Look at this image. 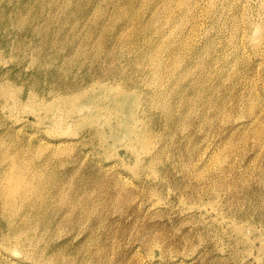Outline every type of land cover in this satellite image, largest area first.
<instances>
[{"label": "rangeland", "instance_id": "1", "mask_svg": "<svg viewBox=\"0 0 264 264\" xmlns=\"http://www.w3.org/2000/svg\"><path fill=\"white\" fill-rule=\"evenodd\" d=\"M20 1V2H19ZM27 0H11L15 6H24ZM72 1V0H71ZM77 1V2H76ZM86 3H84V2ZM92 1V0H91ZM103 1V3L101 2ZM100 0L99 12L93 15L89 9L90 0H73L70 2L67 22L57 20L50 25L38 19V30L24 37L8 40L9 44L0 45V81L11 79L17 94L18 101L13 116L7 104H15L13 99L4 97L0 91V130L5 135L6 142L10 141V132L16 130V136L21 140L36 142L39 138L47 137L48 123L37 124L33 113L27 109L29 92L40 94L41 98L48 100L52 97V90H57L61 84H88L97 75H106L118 62L121 64L120 76L138 75V63L141 62L140 54L150 52L154 43H164L166 46L172 42L184 61V68L175 66L170 70H162L163 80L168 87L175 84L178 90L170 96L172 116L163 111L146 106V96L133 94L131 99L140 106L138 111L149 108L158 117L146 115L145 121L136 125L149 135L150 152L146 149L137 150L140 161L135 163L132 153L127 152L124 142L109 145L102 141L98 134L92 132L94 122L91 119L75 120L71 128L62 137L75 143L77 148L64 155L61 160V169L72 177L68 185L77 189L83 195V204L76 206L65 205L55 209L56 205L46 206L38 210V225L32 231L35 235L40 250L46 248L47 255L41 253L34 260L27 257L21 245L14 246L17 250H4L6 256L13 260L8 262L0 253L1 264H264V7L263 0H218V13L209 9L207 0H196V11L187 14L176 8L169 12L166 0ZM140 1V2H139ZM160 1V2H159ZM162 1V2H161ZM205 1V2H204ZM222 1V2H221ZM228 1L232 6L225 7ZM19 2V3H18ZM74 2V4H73ZM77 4H76V3ZM83 4H81V3ZM124 2V4H122ZM146 2V3H145ZM164 2V3H163ZM200 2V3H199ZM224 2V3H223ZM247 2V3H246ZM256 4H255V3ZM127 3V4H126ZM141 5H140V4ZM152 3V5H151ZM155 3V4H154ZM157 3V4H156ZM159 3V4H158ZM253 3V4H252ZM27 4V3H26ZM76 4V5H75ZM122 4V5H121ZM165 6H164V5ZM81 5V6H80ZM148 5V6H147ZM163 5V6H162ZM255 5V6H254ZM76 6V7H75ZM91 6V5H90ZM104 6V7H103ZM110 6V7H109ZM114 6V7H113ZM126 6V7H125ZM150 6V7H149ZM157 6V8H156ZM162 6V7H161ZM74 7L76 9H74ZM80 8V10H78ZM84 7V8H83ZM87 7V10L85 9ZM101 7V8H100ZM138 7L140 9H138ZM147 7V8H144ZM153 7V8H152ZM160 7V9H159ZM245 7V8H244ZM248 7V9H247ZM251 7V8H250ZM111 8V9H110ZM113 8V9H112ZM254 8V9H253ZM72 9V10H71ZM83 9V11H82ZM128 11H127V10ZM137 9V10H135ZM152 12H151V10ZM203 9V10H202ZM147 10V11H146ZM80 13H79V12ZM88 11V12H87ZM111 13H110V12ZM137 11V12H136ZM139 11V14H138ZM173 11V14H172ZM208 11V12H207ZM242 11V12H241ZM83 12V13H81ZM87 12V13H86ZM101 12V13H100ZM103 12V13H102ZM137 14H136V13ZM160 12V13H159ZM174 12H176L174 14ZM223 12V13H222ZM228 12V13H227ZM246 12V13H245ZM77 13V15L75 14ZM89 13V14H88ZM109 15H108V14ZM166 13V14H165ZM196 15H195V14ZM202 13V14H201ZM217 13V14H216ZM238 13V14H237ZM73 14V15H71ZM76 16H75V15ZM132 16H131V15ZM172 14V18L169 16ZM192 14V15H190ZM215 16H214V15ZM228 14V15H227ZM72 18H71V16ZM80 15H83L80 17ZM87 15V16H86ZM136 15V17H135ZM138 15V16H137ZM167 15V16H166ZM175 15V16H174ZM185 15V16H183ZM194 15V16H193ZM203 15V16H202ZM223 15V16H222ZM110 16V17H109ZM202 16V17H200ZM238 19L235 21V17ZM238 16V17H237ZM243 16V17H242ZM250 16V17H249ZM86 19H85V18ZM109 17V18H108ZM132 17V19L130 18ZM160 17V18H159ZM178 17V19H177ZM187 17V18H185ZM220 17V19H217ZM253 17V18H252ZM59 18V17H58ZM72 20H71V19ZM75 18V19H74ZM134 18V19H133ZM167 18V19H166ZM175 18V19H174ZM183 20H182V19ZM190 18V19H189ZM234 18V19H233ZM86 22H83V20ZM117 21H116V20ZM138 19V20H137ZM158 19V20H157ZM166 19V21H165ZM180 19V20H179ZM259 19V20H258ZM81 20V21H80ZM106 20V21H105ZM134 22H133V21ZM138 22H137V21ZM157 20V21H156ZM175 20V21H174ZM182 20V21H181ZM200 20V21H199ZM220 20V21H219ZM224 20V21H223ZM230 20V21H229ZM40 23H39V22ZM172 21V22H171ZM190 21V22H189ZM223 21V22H222ZM256 22V25L255 24ZM71 22V24H70ZM91 22V23H90ZM165 22V23H164ZM170 24H169V23ZM188 22V23H185ZM249 22V23H248ZM80 23V25H79ZM104 23V25H103ZM126 23V24H125ZM131 23V24H130ZM155 23V24H154ZM164 23V24H163ZM193 23V24H192ZM222 23V24H221ZM90 24V25H89ZM166 26H163L165 25ZM174 24V25H173ZM179 24V25H178ZM214 24V25H213ZM236 24V26H235ZM238 24V25H237ZM242 24V26H241ZM43 26V29L41 27ZM54 25V26H53ZM58 25H60L58 27ZM70 25V26H69ZM145 25V26H144ZM157 25V26H156ZM168 25V26H167ZM177 25V28H176ZM184 32H183V27ZM189 25V26H188ZM226 25V26H225ZM262 25L261 27H258ZM77 26V27H75ZM82 26V27H81ZM88 26V30H87ZM180 26V27H179ZM183 26V27H182ZM190 26L193 28L190 30ZM213 26V27H212ZM80 27V28H79ZM123 27V28H122ZM125 27V31L123 30ZM161 27V28H160ZM166 27V28H165ZM170 27V28H169ZM187 27V28H186ZM217 27V28H216ZM234 27V28H233ZM237 27V28H235ZM240 27V28H239ZM257 27V30L255 28ZM49 28V30H47ZM86 28V29H85ZM127 28V29H126ZM172 28V29H171ZM180 28V29H179ZM209 28V29H208ZM239 28V29H238ZM256 31H254V29ZM54 29L57 33H55ZM60 29V30H59ZM63 29V30H62ZM67 29V30H66ZM69 29V30H68ZM75 29V30H74ZM78 29V31H76ZM205 29V30H203ZM41 30V31H39ZM43 30V31H42ZM100 30V31H99ZM204 32H203V31ZM216 30V31H215ZM224 30V31H223ZM76 31V32H75ZM99 31V33H98ZM150 31V33H149ZM165 31V32H164ZM190 31V32H189ZM253 31V32H252ZM42 34H41V33ZM65 32V33H64ZM67 32V33H66ZM69 32V33H68ZM72 32V33H71ZM82 32V33H81ZM166 33V34H163ZM170 34H169V33ZM174 32V34H173ZM200 32V33H199ZM217 32V33H216ZM239 34H237V33ZM257 32V33H254ZM260 32V34L258 33ZM47 33V34H46ZM75 33V34H74ZM104 33V34H103ZM122 33V34H121ZM180 33V34H179ZM189 33V34H188ZM204 33V34H203ZM211 33V34H210ZM214 33V34H213ZM216 33V34H215ZM231 33V34H229ZM236 33V34H235ZM244 33V34H243ZM253 33V35H252ZM39 34V35H38ZM41 34V35H40ZM53 34V36H52ZM69 34V35H68ZM142 34V35H141ZM213 34V35H212ZM256 34V35H255ZM55 35V36H54ZM82 35V36H81ZM164 35V36H162ZM167 35V36H166ZM175 38H174V36ZM182 35V36H181ZM184 35V36H183ZM204 35V36H203ZM209 35V36H208ZM231 35V37H229ZM234 35V36H233ZM244 35V38H243ZM260 35V36H259ZM44 36V37H43ZM46 36V37H45ZM52 36V37H51ZM61 36V39H60ZM81 36V37H80ZM85 36V37H84ZM96 36V37H95ZM143 36V37H142ZM156 36V37H155ZM162 36V37H161ZM181 36V37H180ZM189 36V37H188ZM201 36V37H200ZM203 36V38H202ZM206 36V37H205ZM219 36V37H218ZM237 36V37H236ZM255 36V37H254ZM41 37V38H40ZM43 37V39H42ZM83 37V39H81ZM161 37V39H160ZM167 39H166V38ZM170 37V39H168ZM174 39H173V38ZM183 37V38H182ZM188 37V38H187ZM195 37V38H193ZM226 37V38H224ZM233 37V38H232ZM236 37V38H235ZM247 37V38H246ZM253 37V38H252ZM80 38V39H79ZM163 38V40H162ZM165 38V40H164ZM182 38V39H181ZM198 38V40H197ZM223 38V39H222ZM255 38V39H254ZM256 38L258 39L256 41ZM22 39V40H21ZM47 39V40H46ZM58 39L59 41H56ZM69 39V40H68ZM134 39V40H133ZM176 39V40H175ZM191 39V40H189ZM196 39V40H195ZM202 39V40H199ZM213 39V41H212ZM227 39V40H226ZM232 39V42H231ZM238 39V40H237ZM253 39V40H252ZM18 40V41H17ZM29 40V42H28ZM40 40V41H39ZM44 43H43V41ZM50 40V41H49ZM81 40V41H80ZM162 40V41H161ZM168 40V42H167ZM172 40V41H171ZM181 40L183 42H181ZM185 40V41H184ZM187 40V41H186ZM193 40V41H192ZM205 40V41H204ZM207 40V41H206ZM225 40V41H224ZM238 41L235 42V41ZM246 40V41H243ZM46 41V42H45ZM91 41V43H90ZM93 41V43H92ZM157 41V42H156ZM166 41V42H164ZM175 43H174V42ZM198 42L196 44V42ZM201 41V43H200ZM230 41V44H229ZM242 41V42H241ZM57 42V43H56ZM66 42V44H65ZM80 42V43H79ZM106 42V43H105ZM140 42V43H139ZM181 42V43H180ZM185 42V43H184ZM252 42V44H251ZM256 42V43H255ZM17 45H14V44ZM21 43V44H20ZM27 43V44H25ZM38 43V45H37ZM41 43V45H39ZM69 43V44H68ZM79 43V44H78ZM88 43V44H86ZM105 43V44H104ZM183 43V44H182ZM188 43V44H187ZM189 43H191L189 45ZM244 43V44H242ZM50 44V45H49ZM58 46H57V45ZM60 44V45H59ZM73 44V46H72ZM109 44V46H108ZM143 44V45H142ZM166 44V45H165ZM181 44V45H180ZM209 44V45H208ZM219 44V45H218ZM224 44V45H223ZM235 47H234V45ZM237 44V45H236ZM242 44V45H241ZM21 45V46H20ZM24 45V46H23ZM30 45V46H29ZM68 45V46H67ZM102 45V46H101ZM107 45V46H106ZM125 45V46H124ZM188 45V46H187ZM213 45V46H212ZM218 45V46H217ZM227 45V46H225ZM231 45V46H229ZM36 46V47H35ZM39 46V47H38ZM42 46V47H41ZM50 46V47H49ZM78 46V47H77ZM163 46V45H162ZM213 48H212V47ZM238 46V47H237ZM20 47V48H19ZM54 47V48H53ZM72 47V48H71ZM76 47V48H75ZM121 47V48H120ZM196 47V48H195ZM227 47V48H226ZM233 50L231 52V48ZM244 47V49H243ZM14 48L13 51H11ZM17 48V49H16ZM28 48V50H27ZM32 48V50H31ZM42 48V49H41ZM66 48V49H65ZM69 48V49H68ZM116 48V50H115ZM123 48V51H122ZM195 48V49H194ZM204 48V49H202ZM211 48V49H210ZM216 48V49H215ZM23 49V51H21ZM51 51H50V50ZM53 49V50H52ZM77 49V50H76ZM135 52H134V50ZM180 49V51H179ZM194 49V50H192ZM198 49L199 51H196ZM214 49V50H213ZM222 49L224 51H222ZM246 49V50H245ZM26 50V51H25ZM46 50V51H45ZM67 50V51H66ZM149 50V51H148ZM183 50V51H182ZM209 50V51H208ZM230 52H227L229 51ZM243 50V52H242ZM248 50V51H247ZM17 51V52H16ZM60 51V53H59ZM76 51V52H75ZM132 51V52H131ZM208 53H207V52ZM214 51V54H213ZM246 51V52H245ZM250 51V52H249ZM257 51V52H256ZM261 51V53H260ZM26 52V53H25ZM28 52V53H27ZM45 52V53H44ZM51 52V53H50ZM55 52V53H54ZM64 52V53H63ZM83 52H85L83 54ZM115 52V53H114ZM119 52V53H118ZM237 52V53H236ZM249 52V53H248ZM252 52V53H251ZM255 52V53H254ZM13 53V54H11ZM36 53V54H35ZM49 55H48V54ZM91 53L93 55H91ZM103 53V54H102ZM132 53V54H131ZM196 55H195V54ZM211 55H210V54ZM217 53V54H216ZM235 53V54H234ZM243 53V54H242ZM24 54V56L22 55ZM26 54V56H25ZM28 54V55H27ZM31 54V55H30ZM40 54L42 56H40ZM129 54V55H128ZM165 60H175L170 52L164 51ZM184 54V55H183ZM227 54V57H226ZM231 54V55H229ZM259 54V55H258ZM14 55V56H13ZM36 57H34V56ZM47 55V56H46ZM57 55V56H56ZM60 55V56H59ZM65 55V56H64ZM90 55V56H89ZM131 55V56H130ZM133 55V56H132ZM170 57H169V56ZM189 55V56H188ZM201 55V56H198ZM223 55V56H222ZM235 55V56H234ZM237 55V56H236ZM4 56V57H3ZM22 56V57H21ZM31 56V57H30ZM50 56V57H49ZM92 56V57H91ZM101 56V57H100ZM111 56V57H110ZM120 56V57H119ZM123 56V57H122ZM167 56L169 58H167ZM196 56V57H195ZM212 56V57H211ZM245 56V57H244ZM251 56V58H250ZM263 56V57H262ZM41 60H40V58ZM45 59H44V58ZM48 57V58H47ZM80 57V58H79ZM90 57V58H89ZM103 57V58H102ZM195 57V58H194ZM208 59H206V58ZM232 57V58H231ZM234 57V58H233ZM238 57V58H236ZM244 57V58H243ZM247 57V60H246ZM257 57V58H256ZM30 58V59H29ZM35 58V60H34ZM54 58V59H53ZM60 58V59H59ZM63 58V59H62ZM101 59V61H99ZM108 58V59H107ZM121 60H120V59ZM140 58V59H139ZM167 58V59H166ZM231 58V60H230ZM255 58V59H254ZM260 58H262L260 60ZM62 59V60H61ZM73 59V60H72ZM78 59V60H77ZM90 59V60H89ZM99 59V60H98ZM119 59V60H118ZM171 59V60H170ZM190 59V60H189ZM195 59V60H194ZM214 59V61H213ZM219 59V60H218ZM250 59V60H249ZM11 60V61H10ZM34 60V61H33ZM60 60V61H59ZM76 60V61H75ZM80 60V61H79ZM108 60V61H107ZM204 60V61H203ZM211 60V61H209ZM226 60V61H225ZM235 60V61H234ZM237 60V62H236ZM240 60V62H238ZM244 60V61H243ZM13 61V62H12ZM30 61V62H29ZM36 61V62H35ZM37 61H42L39 63ZM48 61V62H46ZM58 61V63H56ZM82 61V62H81ZM88 63H87V62ZM95 61V62H94ZM122 61V62H120ZM213 61V62H212ZM248 61V62H247ZM35 62V63H34ZM104 62V63H103ZM138 62V63H137ZM186 62V63H185ZM205 62V64H204ZM210 62V63H209ZM220 62V65H219ZM229 62V63H228ZM235 62V63H234ZM74 63V65H73ZM100 65H99V64ZM192 63V66H191ZM209 63V64H208ZM226 63L227 65H225ZM232 63H234L232 65ZM245 63V64H244ZM259 63V64H258ZM36 64V65H35ZM47 64V65H46ZM51 64V65H50ZM59 67H57L58 65ZM85 64V65H84ZM92 64H94L92 66ZM190 64V65H189ZM206 64L208 66H206ZM211 64V65H210ZM214 64V65H213ZM224 64V65H222ZM33 65V66H32ZM42 65L41 67H39ZM55 65V66H54ZM57 65V66H56ZM103 67H102V66ZM216 65V67H215ZM230 65V66H229ZM238 67H237V66ZM244 67H243V66ZM246 65V66H245ZM255 65V66H254ZM37 66V67H36ZM65 66V67H64ZM68 66V67H67ZM78 66V67H77ZM82 66V67H81ZM96 66V67H95ZM210 66V67H209ZM229 66V67H228ZM250 66V68L248 67ZM57 69H56V68ZM62 67V68H61ZM74 67V68H73ZM99 69H98V68ZM189 67V68H188ZM190 67H192L190 69ZM222 67V68H221ZM224 67V68H223ZM228 67V68H227ZM236 67V68H235ZM242 67V68H241ZM259 67V68H258ZM7 68V69H6ZM33 68V69H32ZM80 68V69H79ZM87 68V69H86ZM96 68L98 70H96ZM194 68V69H193ZM212 70H209V69ZM230 68V69H229ZM249 70H248V69ZM258 68V69H257ZM46 69V71H45ZM189 69V71H188ZM193 69V70H192ZM198 71H197V70ZM202 69V70H201ZM214 69V70H213ZM217 69V70H216ZM221 69V70H220ZM224 69L226 70L223 71ZM256 69V70H255ZM20 70V72H18ZM51 70V71H50ZM58 70V73H57ZM62 70V71H61ZM93 70V71H92ZM183 70V71H182ZM206 70V71H205ZM236 70V71H235ZM255 70V72H254ZM68 71V72H67ZM71 71V72H69ZM88 71V72H87ZM92 71V72H91ZM173 71V72H172ZM180 71V72H178ZM186 71V72H185ZM195 71V73H194ZM206 73V74H204ZM208 71H211L210 73ZM213 71V72H212ZM239 71V72H238ZM244 71V72H243ZM8 72V73H5ZM18 72V73H17ZM51 74L49 75V73ZM67 72V73H66ZM77 72V74H76ZM90 72V73H89ZM170 72V73H169ZM183 72V73H181ZM185 72V73H184ZM219 72V73H218ZM221 72V73H220ZM224 72V73H223ZM232 72V74H231ZM237 74H236V73ZM15 73L17 75H15ZM56 73V74H55ZM62 73V74H61ZM80 73V74H79ZM94 73H96L94 75ZM101 73V74H99ZM167 73V74H166ZM180 73V77H179ZM208 73V74H207ZM228 73V75H227ZM243 73V74H242ZM248 75H247V74ZM254 73V75H252ZM258 73V74H257ZM7 74V75H4ZM9 74V75H8ZM25 74V75H24ZM70 74V75H69ZM76 74V75H75ZM90 74V75H89ZM175 76H172V75ZM185 74V75H184ZM194 74V75H193ZM216 74V75H214ZM220 74V75H219ZM222 74V75H221ZM223 74L225 76H223ZM230 74V75H229ZM241 74V75H240ZM30 75V76H29ZM54 75V76H53ZM65 75V76H64ZM67 75V76H66ZM73 75V76H72ZM89 75V76H88ZM166 75V76H164ZM170 75V76H169ZM204 75H206L204 77ZM213 75V77H212ZM237 75V76H236ZM239 75V76H238ZM251 75V76H250ZM34 76V77H33ZM52 76V77H51ZM57 76V77H56ZM92 76V77H90ZM176 76L178 82L176 81ZM196 76V77H195ZM209 76V77H207ZM221 78L218 93L207 89L216 77ZM236 78H235V77ZM241 76V77H240ZM246 76V77H245ZM250 76V77H249ZM3 77V78H1ZM18 77V78H17ZM21 77V78H20ZM28 77V79H27ZM36 77V80H35ZM44 77V78H43ZM63 77V78H62ZM68 77V78H66ZM72 77V78H70ZM77 77V79H76ZM168 77V78H167ZM176 79H175V78ZM195 77V78H194ZM212 77V78H210ZM228 77V78H227ZM250 79H249V78ZM252 77V78H251ZM26 78V79H25ZM66 78V79H65ZM166 78V79H165ZM199 78V79H198ZM208 80H207V79ZM214 78V79H213ZM231 78V79H230ZM32 79V80H31ZM62 79V80H60ZM174 79V80H173ZM194 79V80H193ZM206 81H205V80ZM213 79V80H212ZM230 79V80H229ZM243 79V81H242ZM255 79V80H254ZM23 80V82H22ZM28 80V81H27ZM34 80V81H33ZM38 80V81H37ZM45 80V81H44ZM50 80V82H49ZM56 80V81H55ZM85 80V82H84ZM88 80V81H87ZM173 80V82H172ZM184 80V81H183ZM193 80V81H192ZM225 80V81H224ZM235 80V81H234ZM263 80V81H262ZM25 81V82H24ZM64 81V82H63ZM66 81V82H65ZM70 81V82H69ZM72 81V82H71ZM169 81V82H168ZM184 84H182L181 82ZM192 81V82H191ZM201 81V82H200ZM203 81H205L203 83ZM209 81V82H208ZM210 81L212 83H210ZM227 81V82H226ZM242 81V82H240ZM37 82V83H35ZM45 82V83H43ZM54 82V83H53ZM62 82V83H61ZM80 82V83H79ZM175 82V83H174ZM187 82V83H186ZM225 82V83H224ZM240 82V83H239ZM248 82V83H247ZM256 82V83H255ZM33 83V84H32ZM49 83V86H48ZM53 83V86H52ZM172 83V84H171ZM177 83V84H176ZM201 83L202 85H200ZM236 83V87L235 84ZM27 84V85H26ZM44 84V85H43ZM60 84V85H59ZM181 84V86H180ZM186 84H188L186 86ZM204 84V85H203ZM227 85V87L225 85ZM230 84V85H229ZM238 84V85H237ZM249 84L252 86H249ZM33 85V86H32ZM35 85V87H34ZM39 85V86H38ZM174 85V86H175ZM183 85V87H182ZM199 85V88H198ZM208 85V86H207ZM223 85V86H222ZM234 85V86H232ZM242 85V86H241ZM38 86V87H36ZM173 86V87H174ZM201 86V88H200ZM204 86V87H203ZM231 86V87H230ZM255 86V87H254ZM18 87V88H17ZM43 87V88H42ZM181 89H180V88ZM207 87V88H206ZM222 87V88H221ZM251 87V89H250ZM254 87V88H253ZM263 87V88H262ZM53 88V89H52ZM196 88V90H194ZM230 90H229V89ZM235 88V89H234ZM248 88V90L246 89ZM44 89V90H43ZM61 89V88H60ZM193 89V91H192ZM200 89V90H198ZM253 89V90H252ZM52 93H51V91ZM184 92H183V91ZM189 90V91H188ZM191 90V92H190ZM211 91V93L209 91ZM228 90V91H225ZM239 90V91H237ZM245 90L247 92H245ZM250 90V93H249ZM180 91L182 93H180ZM196 91V92H195ZM208 91V93H207ZM244 91V92H243ZM254 91L257 93H254ZM49 92V93H48ZM206 92V94H205ZM238 92V93H237ZM240 92V93H239ZM253 92L254 95L251 96ZM179 93L181 95H179ZM191 93V94H190ZM194 95H193V94ZM215 93V95H214ZM220 93V94H219ZM224 93V94H223ZM233 93V94H229ZM263 93V94H262ZM42 94V95H41ZM184 94V95H183ZM205 94V95H204ZM208 94V95H207ZM246 94V95H245ZM250 96L248 97L247 95ZM262 94V95H261ZM2 95V96H1ZM51 95V96H50ZM144 95V96H143ZM194 97H193V96ZM203 95V96H202ZM231 95V96H230ZM233 95V96H232ZM237 95V96H236ZM239 95V96H238ZM244 95V96H243ZM44 96V97H43ZM181 96V97H180ZM189 96V97H188ZM196 96V97H195ZM219 96V98H218ZM243 96V97H242ZM247 96V97H246ZM141 99H138V98ZM145 97V98H144ZM177 97V98H176ZM183 97V98H182ZM215 97L216 100L213 98ZM224 97V98H222ZM232 97V98H231ZM234 97V98H233ZM256 99L259 107L251 117L247 110L250 109V100ZM254 97V98H253ZM26 98V100H25ZM197 100H195V99ZM243 98V99H242ZM247 98V99H246ZM21 99V100H20ZM178 99V100H177ZM190 99V100H189ZM219 99V100H218ZM223 99V100H222ZM244 101V103L241 101ZM260 99V101L258 100ZM44 100V99H42ZM169 100V99H168ZM195 100V102H194ZM201 100V101H200ZM208 102L204 109V102ZM25 101V102H24ZM181 103H180V102ZM240 102L239 103H237ZM248 101V102H247ZM179 102V103H178ZM200 102V103H198ZM203 102V103H202ZM223 102H225L223 104ZM228 102V103H227ZM230 102V104H229ZM245 102L247 104H245ZM21 103V105H20ZM178 106H177V104ZM193 103V104H192ZM227 103V104H226ZM263 103V104H262ZM180 104V105H179ZM191 104V105H190ZM197 104V106H196ZM216 104V105H215ZM232 104V105H231ZM260 104V105H259ZM262 104V105H261ZM24 105V106H23ZM200 105V106H199ZM217 105L219 108L217 109ZM222 105V106H221ZM223 105L225 107H223ZM244 105V106H243ZM14 106V105H13ZM196 106V107H195ZM233 106V109L230 108ZM261 106V107H260ZM15 107V106H14ZM19 109H18V108ZM22 107V108H21ZM190 107V108H188ZM199 107V108H197ZM210 107V108H208ZM214 107L216 109H214ZM229 107V108H228ZM238 107V109H237ZM242 107V108H241ZM244 115L241 114L244 109ZM247 107V108H246ZM25 108V109H24ZM180 108V109H179ZM186 108L187 112H186ZM197 108V109H196ZM227 108V110H226ZM182 109V110H181ZM203 109V110H202ZM220 109V110H219ZM181 112H180V111ZM210 110V112H209ZM217 110V111H216ZM219 110V111H218ZM237 110V111H236ZM183 111V112H182ZM191 111V112H190ZM202 111V112H201ZM258 111V112H257ZM198 112V114H197ZM207 112V113H206ZM212 112V113H211ZM219 112V114H218ZM224 112V113H223ZM233 112V114H232ZM19 113V114H18ZM32 113V114H31ZM180 113V114H179ZM184 113V114H183ZM203 113V114H200ZM216 113V116H215ZM227 113V114H226ZM232 116H231V114ZM261 113V115H259ZM230 114V115H229ZM239 114V115H238ZM247 114V115H246ZM6 115V116H5ZM8 115V116H7ZM200 115V116H199ZM209 115V116H207ZM227 115V116H225ZM235 115V116H234ZM249 115V117H247ZM5 116V117H4ZM29 116V117H28ZM182 116V117H181ZM192 116V118H191ZM195 116V117H194ZM198 116V117H196ZM214 116L216 118H214ZM256 116V117H255ZM259 116L260 119L257 117ZM7 117V118H6ZM173 117V118H172ZM202 117V118H201ZM204 117V118H203ZM235 117V118H234ZM244 117V118H243ZM251 119L249 120V118ZM255 117V118H254ZM263 117V118H262ZM5 118V119H4ZM22 118V119H21ZM164 118V119H163ZM180 118V121H179ZM195 118V119H194ZM201 118V119H198ZM224 119V123L223 120ZM230 118V119H229ZM233 118V119H232ZM247 118V119H246ZM257 118V119H256ZM263 120H262V119ZM31 119V120H30ZM149 119V120H148ZM151 119V120H150ZM171 119V120H170ZM191 119V120H190ZM193 119V120H192ZM232 119V120H231ZM255 119V120H253ZM12 123H10L9 121ZM20 120V121H19ZM155 120V121H154ZM161 122H160V121ZM188 120V121H187ZM199 120V121H198ZM204 120V121H203ZM232 122H231V121ZM236 120V121H235ZM239 120V121H238ZM249 120V121H248ZM257 120V121H256ZM6 125H5V122ZM187 121V122H186ZM193 121V122H192ZM220 121V122H219ZM236 123H235V122ZM238 121V122H237ZM247 121V122H246ZM254 123H253V122ZM263 121V122H261ZM75 122V123H74ZM147 122V123H146ZM150 122V124L148 123ZM156 122V123H155ZM160 122V123H159ZM178 122V125H177ZM184 122V123H183ZM199 122V123H198ZM203 122V123H202ZM226 122V123H225ZM231 122V124L229 123ZM234 122V123H233ZM263 124L261 126V124ZM8 123V126H7ZM141 123V124H140ZM155 123V124H154ZM158 123V125H157ZM192 123V124H191ZM215 123V124H214ZM242 123V124H240ZM245 123V124H244ZM249 123V124H247ZM254 125H253V124ZM12 124V126H10ZM20 124V125H19ZM24 126V128L21 126ZM27 124V125H26ZM164 124V125H163ZM185 127H184V125ZM201 124V125H200ZM207 124V125H206ZM213 124V125H212ZM221 124V125H220ZM232 124L234 126H232ZM260 126H258V125ZM3 125V126H2ZM162 125V127H161ZM200 125V126H199ZM210 125V126H209ZM219 125V126H218ZM226 125V126H225ZM239 125V126H238ZM241 125V126H240ZM247 125V126H246ZM252 125V126H251ZM6 126V127H5ZM35 126V127H34ZM40 126V127H39ZM182 126V127H181ZM190 126V127H187ZM202 126V127H201ZM213 126V127H212ZM216 126V127H214ZM219 128H218V127ZM236 126V127H235ZM246 126V128H245ZM3 127V128H1ZM12 127V128H11ZM14 127V128H13ZM86 127V128H85ZM148 127V129H146ZM151 127V128H150ZM201 127V128H199ZM206 127V128H205ZM221 127V128H220ZM230 127V128H229ZM233 127V129H232ZM250 128V130L248 129ZM252 127V128H251ZM255 127V128H254ZM28 128V129H27ZM157 128V129H156ZM189 130H188V129ZM208 128V129H207ZM215 128V129H214ZM242 128L244 130H242ZM7 129V130H5ZM153 129V130H152ZM162 129V130H161ZM194 129V130H193ZM198 131H197V130ZM212 129H214L212 131ZM255 129V130H254ZM5 130V131H4ZM41 130V131H40ZM82 130V131H81ZM90 130V131H89ZM146 130V131H145ZM172 130V132H171ZM188 130V131H186ZM233 130V131H232ZM235 130V131H234ZM244 131V133L242 131ZM255 132H254V131ZM257 130V131H256ZM89 131V132H88ZM161 131V132H160ZM179 131V132H178ZM184 131V132H183ZM212 131V132H210ZM215 131V132H214ZM219 131V132H218ZM246 131V132H245ZM250 131V132H248ZM254 134H253V132ZM19 132V133H18ZM35 132V133H34ZM40 132V133H39ZM46 132V133H45ZM83 132V133H82ZM92 134H91V133ZM151 132V133H150ZM186 132V133H185ZM200 132V133H199ZM219 134H218V133ZM234 135H233V133ZM241 132V133H238ZM262 132L261 134H259ZM188 133V134H187ZM199 133V135H198ZM258 135H256V134ZM76 134V135H75ZM158 134V135H157ZM190 134V135H189ZM212 134V135H211ZM217 134V135H216ZM21 135V136H19ZM28 136V138L24 137ZM80 135V136H79ZM181 135V136H180ZM197 135V136H196ZM220 135V136H219ZM241 135V136H240ZM248 135V136H247ZM257 137H255V136ZM15 136V137H16ZM39 136V137H38ZM77 136L79 138H77ZM87 136V137H86ZM155 136V137H154ZM157 136V138H156ZM179 136V137H178ZM189 136V137H186ZM194 136V137H193ZM228 136V137H227ZM254 136V137H253ZM31 137V138H30ZM83 137V138H82ZM85 137V138H84ZM95 137V138H94ZM99 137V139H98ZM153 137V138H152ZM202 137V139L200 138ZM217 137V139H216ZM230 137V138H229ZM247 137L246 141L244 138ZM260 137V138H258ZM38 138V139H37ZM89 138V140H88ZM228 138V139H226ZM239 138V139H238ZM243 138V141H242ZM250 138V139H249ZM34 139V140H33ZM93 139V140H91ZM212 139V140H211ZM215 139V140H214ZM220 139V140H219ZM223 139V140H222ZM227 141H226V140ZM233 139V140H229ZM40 140V139H39ZM80 140V141H79ZM83 140V141H81ZM91 140V141H90ZM158 140V141H156ZM166 140V142H165ZM193 140V141H192ZM207 140V141H206ZM214 140V141H213ZM236 140V141H235ZM240 140V141H239ZM248 140V141H247ZM253 140V141H252ZM260 140V141H258ZM102 141V142H101ZM186 141V142H185ZM188 141V143H187ZM197 141V142H196ZM229 141V142H228ZM234 141L236 144H234ZM257 141V142H255ZM11 142V141H10ZM100 142V143H99ZM185 142V143H184ZM204 142V143H203ZM219 142V143H218ZM221 142V143H220ZM230 144H228V143ZM256 144H255V143ZM260 142V144H259ZM86 145H84V144ZM91 143V144H90ZM153 143V144H152ZM183 143V144H182ZM207 143V144H206ZM213 143V144H212ZM218 143V144H215ZM224 143V144H223ZM241 143V144H240ZM247 143V144H246ZM83 144V145H82ZM101 144V145H99ZM104 146H103V145ZM123 144V145H122ZM160 144V145H158ZM166 144V145H165ZM190 144V145H189ZM201 144V145H200ZM220 144L222 145L220 147ZM238 144V145H237ZM246 144V145H245ZM252 144V145H251ZM255 144V145H254ZM78 145V146H77ZM90 145V147H89ZM156 145V146H155ZM159 147H158V146ZM187 145V146H186ZM218 145V146H217ZM229 146L227 148V146ZM237 145V146H236ZM242 145V147H241ZM246 147H244V146ZM248 145V146H247ZM94 146V147H93ZM167 148H166V147ZM189 146V147H188ZM191 146V147H190ZM203 146V147H202ZM207 146V147H206ZM217 146V147H215ZM258 146V147H256ZM86 147V148H85ZM96 147V149H95ZM98 147V149H97ZM154 150H153V148ZM162 147V148H161ZM165 147V148H164ZM174 147V148H173ZM181 147V148H180ZM186 151H185V148ZM211 147V148H209ZM213 147V148H212ZM232 147V148H231ZM244 147V148H243ZM262 147V148H261ZM92 148V149H91ZM192 148V149H191ZM222 148V149H221ZM227 148V149H226ZM239 149L237 151L236 149ZM243 148V149H241ZM248 148L252 151L248 150ZM259 148V149H257ZM84 149V150H82ZM158 149V150H157ZM167 149V150H165ZM178 149V150H177ZM199 149V150H198ZM202 149V150H201ZM213 149V150H212ZM233 149V150H232ZM263 149V150H262ZM91 150V151H90ZM142 150V151H141ZM153 150V151H152ZM196 152H195V151ZM210 150V151H209ZM212 150V151H211ZM228 150V151H226ZM243 150V151H242ZM248 150V151H247ZM257 150V151H255ZM141 151V152H140ZM157 151V152H156ZM160 151V152H159ZM185 151V152H184ZM198 151V152H197ZM200 151V152H199ZM215 151V152H214ZM232 151V153H231ZM237 152L235 154V152ZM261 151V152H260ZM95 152V153H94ZM156 152V153H155ZM164 152V153H162ZM168 152V153H167ZM171 152V153H170ZM184 152V153H182ZM205 152V153H204ZM227 152V155L226 153ZM234 152V153H233ZM243 152V153H242ZM256 152V153H254ZM87 153V154H86ZM161 153V154H160ZM181 153V154H180ZM188 153V154H187ZM195 153V155H194ZM200 153L202 155H200ZM209 155H207V154ZM210 153V154H209ZM233 155L229 156L228 155ZM239 153V154H238ZM246 153V154H244ZM254 153V154H253ZM263 153V154H262ZM70 154V155H69ZM100 154V155H99ZM145 154V155H144ZM154 154V155H153ZM197 154V157H196ZM214 154V155H213ZM221 154V155H220ZM243 154V155H242ZM261 154V155H260ZM69 157H68V156ZM104 155V156H102ZM111 155V156H110ZM153 155V156H152ZM160 155V157H159ZM163 155V160H162ZM176 155V156H175ZM179 155V156H178ZM191 155V156H190ZM206 155V156H205ZM225 155V156H224ZM235 155V156H234ZM254 155V156H253ZM71 156V157H70ZM95 156V157H94ZM119 156V157H117ZM146 156V158H145ZM167 156H169L167 158ZM223 156V157H222ZM228 156V157H227ZM242 156V157H241ZM263 156V157H262ZM85 157V158H84ZM91 157V158H90ZM112 157V158H111ZM155 157V158H154ZM176 157V159H175ZM178 157V158H177ZM185 157V158H184ZM204 157V158H203ZM227 157V158H226ZM231 157V158H229ZM237 157V158H236ZM244 157V159H243ZM249 157V159H248ZM261 157V159H260ZM97 158V160H95ZM111 158V159H110ZM154 158L153 160H151ZM189 160H188V159ZM196 158V159H195ZM199 158V159H198ZM222 158V159H221ZM233 158V160H232ZM258 158V159H257ZM106 159V160H105ZM110 159V160H109ZM195 161H194V160ZM205 159V161H204ZM221 159V161H220ZM228 163H227V161ZM236 159V160H235ZM261 161H260V160ZM70 162H68V161ZM84 160V161H83ZM93 160V161H92ZM99 160V161H98ZM114 160V161H113ZM150 160V162L148 161ZM188 160V161H187ZM194 162H193V161ZM198 160V161H197ZM202 160V161H201ZM241 160V162H240ZM251 160V161H249ZM254 160V161H253ZM256 160V163H255ZM74 161V162H73ZM77 161V162H76ZM82 161V162H81ZM111 161V162H110ZM169 163H168V162ZM187 161V162H183ZM190 161V162H189ZM240 163H239V162ZM250 164H249V162ZM80 162V163H79ZM100 162V163H99ZM107 162V163H106ZM163 162V164H162ZM167 162V163H166ZM198 162V163H197ZM221 162V165H219ZM225 162V163H224ZM231 162V164L229 163ZM254 162V163H253ZM65 163V165H64ZM106 163V164H105ZM151 163V164H150ZM197 163V166H196ZM208 163V164H207ZM214 163V164H213ZM223 163V164H222ZM236 163V164H235ZM252 163V164H251ZM115 164L116 166L114 167ZM144 164V165H143ZM155 164V165H154ZM158 164V165H157ZM161 164V165H160ZM184 164V165H183ZM188 164V165H187ZM225 164V165H224ZM251 166H249V165ZM256 164V165H255ZM262 164V166H261ZM106 165V166H105ZM121 165V166H120ZM141 165V166H140ZM152 165V166H151ZM169 165V166H168ZM171 165V166H170ZM178 165V166H177ZM181 165V166H180ZM183 165V166H182ZM223 165V166H222ZM227 165L229 166L228 168ZM233 165V166H232ZM236 165V166H234ZM237 165L240 167L238 168ZM245 165V166H243ZM260 165V166H258ZM65 166V167H64ZM100 166V167H99ZM148 166H150L148 169ZM175 166V167H174ZM177 166V168H176ZM188 166V167H186ZM193 166V167H192ZM201 166V167H200ZM221 166V167H220ZM77 167V170H76ZM80 167V168H79ZM93 167V168H92ZM134 167V169L132 168ZM137 167V170L135 169ZM156 169H155V168ZM180 167V168H179ZM190 167V168H189ZM199 169H198V168ZM223 167V168H222ZM227 170H230L227 171ZM250 167V168H248ZM65 170H64V169ZM159 168V169H158ZM191 171H189V169ZM192 168V169H191ZM193 168H195L193 170ZM220 168V169H219ZM237 168V169H236ZM242 168V169H241ZM245 168V169H244ZM247 168V169H246ZM253 168V169H252ZM262 168V169H261ZM100 169V170H98ZM105 169V171H104ZM108 169V171H107ZM114 169V170H113ZM153 169V170H152ZM164 169V170H162ZM198 169V170H196ZM203 169V170H202ZM216 169V170H214ZM235 169V170H234ZM255 169V170H254ZM74 170V171H73ZM123 170V171H122ZM133 170V171H132ZM139 170V172H138ZM147 170V171H146ZM156 170V171H155ZM168 170V171H167ZM179 170V171H176ZM223 170V172H222ZM241 170V171H238ZM245 170V172L243 171ZM247 170V171H246ZM251 170V172H250ZM100 171V172H99ZM117 171V173H116ZM119 171V172H118ZM167 173H166V172ZM193 171V172H192ZM198 171V172H197ZM202 171V172H200ZM221 171V173H220ZM263 171V172H262ZM75 172V173H74ZM109 172V173H107ZM121 172V173H120ZM125 172V173H124ZM135 172V173H134ZM159 172V174H158ZM164 172V173H163ZM175 172V173H174ZM186 172V173H185ZM190 172V174H189ZM209 172V173H208ZM211 172V173H210ZM213 172V173H212ZM219 172V173H218ZM225 172V173H224ZM236 172V173H235ZM239 172V175L237 174ZM250 172V174H249ZM258 172V173H257ZM261 172V173H260ZM106 176H104V174ZM118 174V175H115ZM140 173V174H139ZM144 173V174H143ZM163 173V174H162ZM171 173V174H170ZM194 173V174H193ZM202 173V174H201ZM216 173V174H215ZM247 173V174H245ZM75 174V175H74ZM108 174V175H107ZM121 174V175H120ZM128 174V175H127ZM130 174V176H129ZM157 174V175H156ZM176 174V175H175ZM188 174V175H187ZM199 174V175H198ZM207 176H206V175ZM214 174V178L212 177ZM224 174V175H223ZM235 174V175H234ZM102 177H101V176ZM113 175V176H112ZM138 175V176H137ZM163 175V176H162ZM175 175V176H174ZM191 175V176H190ZM220 175V176H219ZM228 175V177H227ZM234 175V176H233ZM238 175V176H237ZM249 175V176H248ZM254 175V176H252ZM256 175V176H255ZM258 175V176H257ZM116 176V177H115ZM125 176V177H124ZM136 176V177H135ZM173 176V177H172ZM190 178H188V177ZM195 176V177H194ZM209 176V177H208ZM218 176V177H216ZM222 176V177H221ZM231 176V177H229ZM243 176V177H242ZM248 178L245 180V178ZM263 178H262V177ZM107 177V178H105ZM119 177V178H117ZM122 177V178H121ZM131 177V178H130ZM172 177V178H170ZM184 180H183V178ZM194 177V178H193ZM89 178V179H88ZM100 178V179H99ZM103 178V179H102ZM138 180H137V179ZM141 178V179H140ZM151 178V179H150ZM222 178V179H221ZM238 178V179H237ZM241 178V179H240ZM257 178V179H256ZM85 179V180H84ZM91 179V181H90ZM110 179V180H109ZM114 179V180H113ZM116 179V180H115ZM157 179V181H156ZM196 179V180H195ZM197 179L200 182H198ZM203 179V180H202ZM230 179V180H229ZM250 179V180H249ZM262 179V180H261ZM94 180V181H93ZM176 180V181H175ZM189 182H188V181ZM193 180V181H192ZM221 180V181H220ZM228 180V181H227ZM238 180V181H237ZM243 182H241V181ZM249 180V181H248ZM260 180V181H259ZM89 181V182H88ZM99 181V182H98ZM114 181V182H112ZM128 181V182H127ZM143 181V182H142ZM151 181V183H150ZM172 181V182H171ZM175 181V182H173ZM101 182V183H100ZM104 182V183H103ZM132 182V183H131ZM136 182V183H135ZM139 186L138 185V183ZM164 182V183H163ZM167 182V183H166ZM203 182V183H202ZM206 182V183H205ZM222 182V183H221ZM230 182V183H229ZM251 182V183H250ZM88 183V184H87ZM108 183V184H107ZM110 183V184H109ZM114 183V185H113ZM135 186L133 187V185ZM160 183V186H159ZM175 185H171L174 184ZM192 183V184H191ZM198 183V184H197ZM254 183V184H253ZM258 183V184H257ZM261 183V184H260ZM263 183V184H262ZM75 184V185H74ZM99 184V188L98 185ZM128 184V186H127ZM132 184V185H131ZM168 184V185H167ZM196 184V185H195ZM207 184V185H206ZM225 184V185H224ZM91 185V188H90ZM95 185V186H94ZM103 185V186H101ZM113 185V186H111ZM177 185V186H176ZM195 187H192L194 186ZM246 185V186H245ZM79 186V188H78ZM128 188H126V187ZM138 186V188H137ZM169 188H168V187ZM174 188H173V187ZM224 186V187H223ZM227 186V187H226ZM241 186V188H240ZM250 186V187H249ZM125 187V189H124ZM140 187V188H139ZM166 187V188H165ZM172 187V188H171ZM180 187V188H179ZM199 187V188H198ZM252 187V188H251ZM260 187V188H259ZM88 188V189H87ZM93 188V189H92ZM99 189L97 191V189ZM110 188V189H109ZM121 188V191H120ZM131 190H130V189ZM142 188V189H141ZM150 188V189H149ZM191 188V189H190ZM193 188V191L191 192ZM198 188V189H197ZM238 188V189H237ZM244 191H242L243 189ZM251 188V189H250ZM258 188V189H257ZM87 189L88 191L83 190ZM123 189V190H122ZM141 189V190H140ZM177 191H176V190ZM212 189H215L214 191ZM223 189V190H222ZM242 189V190H241ZM257 192H256V190ZM95 190V192H94ZM116 190V191H115ZM129 190V191H128ZM172 190V191H171ZM187 190V191H186ZM200 190V191H198ZM205 190V191H204ZM247 190V191H246ZM255 190V191H254ZM84 191V192H83ZM107 191V192H106ZM124 191V192H123ZM128 191V192H127ZM131 191V193H130ZM137 191V192H136ZM212 191V193H211ZM221 191V192H219ZM235 191V192H234ZM240 191V192H239ZM262 191V193H261ZM103 192V193H102ZM133 192V193H132ZM143 192V193H142ZM180 192V193H179ZM197 192V193H196ZM218 192V193H217ZM233 192L232 195H230ZM244 192V193H243ZM252 192V194L250 193ZM260 192V193H259ZM120 193V194H119ZM146 195H145V194ZM179 193V194H177ZM185 193V194H184ZM191 193V194H190ZM204 193V194H203ZM218 194L214 196V194ZM223 193V194H222ZM226 193V194H225ZM237 193V195H236ZM249 195H248V194ZM93 194V195H92ZM115 194V195H113ZM125 194V195H124ZM144 195L138 198L139 195ZM172 194V195H171ZM184 194V195H183ZM188 194V195H187ZM213 194V195H211ZM221 194V195H220ZM228 194V195H227ZM243 194V195H242ZM251 194V195H250ZM258 194V196H257ZM101 195V196H100ZM167 195V196H166ZM179 195V196H178ZM197 195V196H196ZM226 195V196H225ZM242 195V196H241ZM256 195V196H255ZM95 196V198H94ZM112 196V197H111ZM126 196V197H125ZM129 196V197H128ZM147 196L149 198H147ZM161 196V198H160ZM175 196V197H174ZM184 196V197H183ZM189 196V197H188ZM192 196V197H191ZM209 196V197H208ZM234 196V197H233ZM250 196V197H249ZM254 196V197H253ZM260 196V197H259ZM89 197V198H87ZM121 199H119V198ZM128 197V199H127ZM137 197V198H136ZM163 197L165 199H163ZM171 197V198H170ZM179 197V198H178ZM195 197V198H194ZM205 197V198H204ZM242 197V198H239ZM256 197V198H255ZM112 198H114L112 200ZM134 198V200H133ZM155 198V199H154ZM214 198V199H213ZM217 198V199H216ZM226 198V199H225ZM235 198V199H234ZM87 199V200H86ZM92 199V200H91ZM94 199V201H93ZM103 199V200H102ZM105 199V200H104ZM111 202H110V200ZM119 199V200H118ZM123 199V200H122ZM136 199V200H135ZM153 199V200H152ZM178 199V200H177ZM187 199V200H186ZM193 199V200H191ZM203 199V200H202ZM256 202H255V200ZM96 200V201H95ZM98 200V201H97ZM168 200V201H167ZM176 200V201H175ZM233 200V201H232ZM241 200V201H238ZM87 201V202H85ZM100 201V202H99ZM120 201V203H118ZM140 203H139V202ZM178 201V202H177ZM223 201V202H222ZM253 201V202H252ZM91 202H96V204ZM115 202V203H114ZM123 204H122V203ZM131 202V203H130ZM142 202V203H141ZM151 202V203H150ZM154 202V203H153ZM176 205H175V203ZM183 202V203H182ZM259 202V203H258ZM89 203V204H88ZM149 203V204H148ZM152 203L154 205H152ZM181 203V204H180ZM244 203V204H243ZM246 203V204H245ZM91 204V205H90ZM102 204V205H100ZM106 204V205H105ZM111 204V206H110ZM130 206H129V205ZM202 204V205H201ZM90 205V206H88ZM99 205V206H98ZM116 205V206H115ZM124 205V206H123ZM167 205V207H166ZM186 205V206H185ZM188 205V206H187ZM194 205V206H193ZM218 205V206H217ZM55 206V207H54ZM79 206V207H78ZM96 206V207H95ZM102 210H101V208ZM120 206V207H119ZM148 206V207H147ZM185 206V207H183ZM203 206V207H201ZM256 206V207H255ZM50 207V208H49ZM69 207V208H68ZM89 207V208H88ZM123 207V209H122ZM145 207V208H144ZM162 207V208H161ZM189 207L191 209H189ZM230 207V208H229ZM54 208V209H53ZM67 208V209H66ZM120 210H119V209ZM148 208V209H147ZM155 210H154V209ZM167 208V210H166ZM195 210H194V209ZM219 208V209H218ZM229 208V209H228ZM254 210H252V209ZM77 209V210H76ZM82 209V210H81ZM85 209V210H84ZM122 209V210H121ZM170 209V210H169ZM173 209V210H171ZM184 209V210H183ZM217 209V210H216ZM232 209V210H231ZM43 210V211H42ZM47 210V211H46ZM69 210V211H68ZM118 210V211H117ZM138 210V211H137ZM157 210V212H156ZM177 210V211H176ZM243 210L244 213H241ZM76 211V212H75ZM84 211V212H83ZM114 211V212H113ZM133 211V212H132ZM145 211V213H144ZM172 211V212H171ZM175 211V213H174ZM40 212V213H39ZM46 212V213H45ZM49 212V213H47ZM60 212V215H59ZM73 213V215L71 213ZM82 212V213H81ZM107 212V213H106ZM121 212V214H120ZM149 212V213H147ZM151 212V213H150ZM192 212V213H191ZM194 212V213H193ZM221 212V213H220ZM225 212V213H224ZM247 212V213H246ZM255 212V213H254ZM80 213V214H79ZM179 213V216L177 215ZM188 213V214H187ZM229 213V214H228ZM241 213V215H240ZM48 214V215H47ZM92 214V215H90ZM102 214V215H101ZM146 214V215H145ZM160 214V217H159ZM172 214V215H171ZM185 214V215H184ZM254 214V215H253ZM50 215V216H49ZM100 215V216H99ZM130 215V217H129ZM143 215V216H142ZM157 215V216H156ZM224 215V216H223ZM240 215V216H239ZM49 216V217H47ZM54 216V217H53ZM71 216H75L74 219ZM104 216V217H103ZM155 216V217H154ZM178 216V217H177ZM187 216V217H186ZM189 216V217H188ZM237 216V217H236ZM255 216V217H254ZM42 217V218H41ZM45 217V218H44ZM53 217V218H52ZM80 217V218H79ZM129 217V218H128ZM136 217V218H135ZM144 217V218H143ZM52 218V219H48ZM55 218V219H54ZM60 218V219H59ZM90 218V219H89ZM154 218V219H153ZM162 218V219H160ZM181 218L183 219L181 221ZM188 218V219H187ZM231 218V219H230ZM233 218V219H232ZM249 218V219H248ZM78 219V220H77ZM83 219V220H82ZM230 219V220H229ZM259 219V220H258ZM262 219V220H261ZM90 220V221H88ZM185 220V221H184ZM233 222H230V221ZM245 220V221H244ZM42 223H40V222ZM44 221V222H43ZM90 222V223H87ZM104 221V222H103ZM143 221V222H142ZM236 221V222H235ZM238 221V222H237ZM263 221V222H262ZM48 222V223H46ZM51 222V223H50ZM57 222V223H56ZM85 223V225L82 223ZM172 222V223H171ZM181 224H180V223ZM197 222V223H196ZM199 222V224H198ZM241 222V223H240ZM261 222V223H260ZM50 223V224H49ZM55 225H54V224ZM62 223V224H61ZM72 223V224H71ZM119 223V224H118ZM137 223V224H136ZM233 223V224H232ZM37 224V222H36ZM50 225V232L45 231ZM66 224V226H65ZM80 226H79V225ZM98 224V225H97ZM134 224L137 226H134ZM143 226H141V225ZM181 226H180V225ZM235 224V225H234ZM237 224V225H236ZM257 224V225H256ZM42 225V226H40ZM61 225V226H60ZM64 225V226H63ZM69 225V227H68ZM71 225V226H70ZM165 225V226H164ZM200 228V229H197ZM241 225V226H240ZM254 225V226H253ZM79 226V227H78ZM82 226V227H81ZM237 226V229L235 228ZM253 226V227H252ZM263 226V227H262ZM81 227V228H80ZM135 227V228H133ZM146 229H145V228ZM165 227V228H164ZM174 227V228H173ZM176 227V228H175ZM192 227V229H191ZM242 227V228H241ZM52 228V229H51ZM64 228V229H62ZM71 228V231H69ZM80 228V229H79ZM86 228V229H85ZM96 228V230H95ZM99 228V229H98ZM152 228V229H150ZM165 230H163V229ZM249 228V229H247ZM53 229L55 232H53ZM59 231H58V230ZM62 229V231H61ZM79 229V230H78ZM98 229V230H97ZM129 229V230H128ZM131 229V230H130ZM134 229V230H133ZM143 229V230H142ZM240 229V230H239ZM246 229V230H245ZM38 230V231H37ZM44 230V232H43ZM57 230V231H56ZM68 230V231H67ZM140 230V232H139ZM146 230L151 232H146ZM171 230V231H170ZM65 231V232H64ZM94 231V232H93ZM126 231V232H125ZM132 233H131V232ZM136 231V232H135ZM138 231V232H137ZM161 231V232H160ZM175 231V232H174ZM191 231V232H190ZM206 231V233H205ZM248 231V233L246 232ZM36 232V233H35ZM41 232V233H40ZM59 232V233H58ZM61 232V233H60ZM63 232V233H62ZM67 235H63L66 234ZM70 232V233H69ZM142 232V233H141ZM169 232L170 235H169ZM180 232V233H179ZM194 232V233H192ZM258 232L260 237L258 238ZM40 233V234H39ZM45 233V234H44ZM49 233V234H48ZM135 233V234H134ZM144 233V234H143ZM151 233V234H150ZM157 233V234H156ZM200 233V234H199ZM205 233V234H203ZM212 233V234H211ZM139 236H138V235ZM165 234V235H164ZM174 234V236H172ZM194 234V236H193ZM244 234V235H243ZM39 235V236H38ZM44 237H43V236ZM47 235V236H46ZM52 235V236H51ZM98 235V236H96ZM100 235V236H99ZM135 235V236H134ZM145 235V236H144ZM158 235V236H156ZM191 235V236H190ZM206 235V236H204ZM256 235V236H255ZM55 236V237H53ZM76 236V237H75ZM142 236V237H141ZM146 237V238H143ZM153 236V237H152ZM163 236V237H162ZM182 236V237H181ZM185 236V237H184ZM197 236V237H196ZM214 236V237H213ZM224 236V237H223ZM37 237V238H36ZM96 237V238H95ZM137 237V238H135ZM155 237V238H154ZM194 237V238H193ZM255 237L257 239H255ZM42 238V240H40ZM75 238V239H74ZM98 238V239H97ZM142 238V241H141ZM158 238V239H157ZM211 238V239H210ZM51 239V240H50ZM91 239V240H90ZM97 239V240H95ZM113 239V241H112ZM130 239V240H129ZM146 239V240H145ZM154 239V240H152ZM162 239V240H161ZM196 239V240H195ZM221 239L220 241H218ZM49 240V242L47 241ZM58 240V241H57ZM85 240V241H84ZM129 240V241H128ZM140 240V242L138 241ZM150 243H149V241ZM160 240V241H159ZM164 240V241H163ZM189 240V241H188ZM191 240V241H190ZM201 240V242H200ZM208 240V241H207ZM84 241V242H83ZM116 241V242H115ZM136 241V242H135ZM148 241V242H145ZM158 241V242H157ZM42 242V243H41ZM66 242V243H64ZM88 242V243H87ZM115 244H114V243ZM120 242V243H119ZM129 242V243H128ZM143 242V243H142ZM152 242V243H151ZM166 242V243H165ZM188 242V243H187ZM192 242V244H191ZM216 242V243H213ZM218 242V243H217ZM40 243L42 245H40ZM54 243V244H53ZM84 243V244H83ZM119 243V244H117ZM136 243V244H135ZM149 243V244H148ZM187 243V244H186ZM206 243V244H205ZM213 245H212V244ZM88 244V245H87ZM93 244V246H92ZM114 244V245H113ZM129 244V245H128ZM135 244V245H134ZM145 244V245H144ZM147 244V245H146ZM151 244V245H150ZM158 244V245H157ZM161 244V245H160ZM165 244L166 248L165 249ZM194 244V245H193ZM204 244V245H203ZM44 245V246H43ZM84 245V246H83ZM97 245V246H96ZM141 248H138L139 246ZM153 245V246H152ZM172 245V246H171ZM184 245V246H183ZM188 245V246H187ZM193 245V246H192ZM207 245V246H206ZM221 245V246H220ZM21 246V247H20ZM88 246V247H87ZM102 246V247H101ZM117 246L119 249H117ZM149 246V247H148ZM152 246V247H150ZM202 246V247H201ZM224 248H223V247ZM18 247V248H17ZM20 247V248H19ZM59 247V248H57ZM62 247V248H60ZM77 247H80L77 248ZM82 247V249H81ZM114 247V248H113ZM144 247V248H143ZM147 249H146V248ZM160 247V248H159ZM171 247V248H170ZM186 247V248H185ZM197 247V248H196ZM102 248V249H101ZM190 248H193L192 250ZM215 248V249H214ZM221 248V249H219ZM56 249H59L56 250ZM139 249V251L137 250ZM143 249V250H142ZM172 249V250H171ZM174 249V250H173ZM191 252H190V250ZM196 249V250H195ZM202 249V250H201ZM217 249V250H216ZM224 249V250H223ZM52 250V251H51ZM62 250V251H61ZM78 252V251H80ZM87 250V252H86ZM94 250V251H93ZM100 250V251H99ZM112 250V251H111ZM115 250V251H113ZM150 250L151 252H147ZM153 250V252H152ZM201 250V251H200ZM206 250V251H205ZM223 250V251H221ZM6 251V252H5ZM17 251V252H16ZM23 251V253H21ZM56 251V252H55ZM170 251V252H169ZM182 251V253H180ZM189 251V252H188ZM203 251V252H202ZM16 252V253H15ZM50 252V253H49ZM52 252V253H51ZM62 256L65 255V256ZM85 252V253H84ZM99 252V253H98ZM114 252V253H113ZM139 252V253H138ZM142 252V253H141ZM162 252V253H161ZM175 252V253H174ZM194 252V253H193ZM207 252V253H206ZM12 253V254H11ZM62 253V254H61ZM97 253V254H96ZM179 253V254H177ZM186 256H185V254ZM192 255H191V254ZM223 255H222V254ZM23 254V255H21ZM49 254V255H48ZM56 254V255H55ZM58 254V255H57ZM70 257L68 258L66 256ZM79 254V256H77ZM83 254V255H82ZM132 254V255H131ZM139 254V255H138ZM173 256H172V255ZM190 254V255H188ZM214 254V255H212ZM217 254V255H216ZM20 255V256H18ZM26 255V256H24ZM54 255V256H53ZM93 255V256H92ZM104 255L106 256L104 258ZM110 255V256H109ZM197 255V256H196ZM212 255V256H211ZM221 257H220V256ZM41 256V257H40ZM43 256V257H42ZM61 257V258H58ZM72 256V257H71ZM90 256V257H89ZM113 258H112V257ZM138 256V257H137ZM141 256V257H140ZM162 256V257H161ZM217 256V257H216ZM225 256V257H223ZM27 257V258H26ZM46 257V258H45ZM57 257V258H56ZM67 257V258H66ZM74 257V259H73ZM83 257V258H82ZM94 257V258H93ZM97 257V258H96ZM101 260H100V258ZM165 257V258H164ZM168 257V258H167ZM215 257V258H214ZM2 258V259H1ZM42 258V259H41ZM49 258L51 261H49ZM56 258V259H53ZM109 260H108V259ZM131 261H130V259ZM146 258V259H145ZM150 258V259H149ZM209 258V259H208ZM211 258V260H210ZM48 262H47V260ZM64 261H62V260ZM72 259V260H71ZM77 259V260H76ZM91 259V260H90ZM94 259V260H93ZM142 259V260H141ZM164 259V261H163ZM179 259V260H178ZM181 259V260H180ZM186 259V260H185ZM225 259V260H224ZM5 260V263L3 262ZM62 262H60V261ZM70 260V261H69ZM103 260V261H102ZM105 260V261H104ZM108 260V262H106ZM141 260V261H140ZM157 260V261H156ZM161 262H160V261ZM209 260V261H208ZM222 260V261H221ZM240 260V261H239ZM38 261V262H36ZM55 261V263H54ZM72 261V262H71ZM90 261V262H88ZM95 261V263L93 262ZM147 261V262H146ZM175 261V262H174ZM211 261V262H210ZM239 263H238V262ZM249 261V262H248ZM8 262V263H7ZM14 262V263H13ZM80 262V263H79ZM87 262V263H85ZM93 262V263H92ZM179 262V263H178ZM186 262V263H182ZM246 262V263H245ZM56 263V264H58Z\"/></svg>", "mask_w": 264, "mask_h": 264}, {"label": "bare ground", "instance_id": "2", "mask_svg": "<svg viewBox=\"0 0 264 264\" xmlns=\"http://www.w3.org/2000/svg\"><path fill=\"white\" fill-rule=\"evenodd\" d=\"M11 0H0V45L2 46V45H5V47H6V45H8L9 44V42H8V40H10V39H16V37H24V36H26V35H24L22 32L25 30L26 31V33L27 34H30L31 33V35H32V33H34L33 31H36V30H38V24H37V20L38 19H40L41 20V23H42V21H45V23L47 24V25H50L51 24V26H52V24L57 20L58 22H61V23H65V22H67V19H68V15L67 14H69L68 13V11H69V6H70V2H72L71 0H27L26 1V3H25V5L24 6H22L21 7V5H19L18 4V6H15V4L14 3H12V2H10ZM16 1V0H15ZM115 1V0H114ZM126 1V0H125ZM124 1V2H125ZM146 1V0H145ZM156 1V0H155ZM158 1V0H157ZM167 1V4H168V9H169V12L171 11V10H173V9H177V10H180L181 12H186L187 14H189V13H193L194 11H196V0H166ZM208 1V0H207ZM20 2V1H19ZM18 2V3H19ZM77 2V1H76ZM75 2V3H76ZM78 2H79V0H78ZM84 2V1H83ZM102 3H103V1H101ZM124 2L122 3V4H124ZM140 2V1H139ZM160 2V1H159ZM162 2V1H161ZM205 2V1H204ZM222 2V1H221ZM81 3V2H80ZM85 3V2H84ZM146 3V2H145ZM164 3V2H163ZM200 3V2H199ZM224 3V2H223ZM247 3V2H246ZM255 3V2H254ZM73 4H74V2H73ZM77 4V3H76ZM75 4V5H76ZM82 4V3H81ZM86 4V3H85ZM121 4V5H122ZM127 4V3H126ZM140 4V3H139ZM155 4V3H154ZM157 4V3H156ZM159 4V3H158ZM208 4H209V9H212L214 12H216L217 10H218V0H209L208 1ZM253 4V3H252ZM256 4V3H255ZM83 5V4H82ZM87 5H89V7H88V11H89V9H93V15L95 16V15H97L98 14V12H99V6H101L100 5V0H90V4L88 3ZM91 5V6H90ZM141 5V4H140ZM151 5H152V3H151ZM164 5V4H163ZM162 5V6H163ZM71 6H72V4H71ZM81 6V5H80ZM148 6V5H147ZM161 6V7H162ZM165 6V5H164ZM227 6H232L231 5V3L228 1V3L226 2L225 3V7L226 8H228ZM255 6V5H254ZM76 7V6H75ZM74 7V9H76ZM104 7V6H103ZM110 7V6H109ZM114 7V6H113ZM126 7V6H125ZM150 7V6H149ZM263 7H264V0H263ZM80 8L81 7H79V9L78 10H80ZM84 8V7H83ZM101 8V7H100ZM144 8H147V7H144ZM153 8V7H152ZM156 8H157V6H156ZM245 8V7H244ZM251 8V7H250ZM86 10H87V7L85 8ZM111 9V8H110ZM113 9V8H112ZM138 9H140L139 7H138ZM159 9H160V7H159ZM247 9H248V7H247ZM254 9V8H253ZM72 10V9H71ZM127 10V9H126ZM135 10H137V9H135ZM151 10V9H150ZM203 10V9H202ZM249 10V9H248ZM82 11H83V9H82ZM87 11V12H88ZM128 11V10H127ZM147 11V10H146ZM79 12V11H78ZM86 12V13H87ZM110 12V11H109ZM137 12V11H136ZM135 12V13H136ZM151 12H152V10H151ZM208 12V11H207ZM242 12V11H241ZM80 13V12H79ZM81 13H83V12H81ZM101 13V12H100ZM103 13V12H102ZM111 13V12H110ZM160 13V12H159ZM176 12H174V14H175ZM217 13H218V11H217ZM216 13V14H217ZM223 13V12H222ZM228 13V12H227ZM246 13V12H245ZM76 15H77V13H75ZM74 14V15H75ZM89 14V13H88ZM108 14V13H107ZM137 14V13H136ZM138 14H139V11H138ZM166 14V13H165ZM172 14H173V11H172ZM172 14L169 16V18L172 16ZM195 14V13H194ZM202 14V13H201ZM238 14V13H237ZM71 15H73V14H71ZM70 15V16H71ZM75 15V16H76ZM109 15V14H108ZM131 15V14H130ZM176 15V14H175ZM174 15V16H175ZM190 15H192V14H190ZM196 15V14H195ZM214 15V14H213ZM228 15V14H227ZM83 15H80V17H82ZM87 16V15H86ZM132 16V15H131ZM138 16V15H137ZM167 16V15H166ZM183 16H185V15H183ZM194 16V15H193ZM203 16V15H202ZM202 16H200V17H202ZM215 16V15H214ZM223 16V15H222ZM59 17V18H58ZM110 17V16H109ZM108 17V18H109ZM135 17H136V15H135ZM238 17V16H237ZM243 17V16H242ZM250 17V16H249ZM71 18H72V16H71ZM70 18V19H71ZM85 18V17H84ZM87 18V17H86ZM85 18V19H86ZM131 19H132V17H130ZM160 18V17H159ZM172 18V17H171ZM170 18V19H171ZM185 18H187V17H185ZM235 18V21L237 22V18H236V16L234 17ZM233 18V19H234ZM253 18V17H252ZM73 19V18H72ZM71 19V20H72ZM75 19V18H74ZM83 20V22H86V20ZM134 19V18H133ZM167 19V18H166ZM166 19H165V21H166ZM175 19V18H174ZM177 19H178V17H177ZM182 19V18H181ZM190 19V18H189ZM217 19H220V17H217ZM116 20V19H115ZM138 20V19H137ZM136 20V21H137ZM158 20V19H157ZM156 20V21H157ZM180 20V19H179ZM183 20V19H182ZM181 20V21H182ZM259 20V19H258ZM81 21V20H80ZM106 21V20H105ZM117 21V20H116ZM133 21V20H132ZM175 21V20H174ZM200 21V20H199ZM220 21V20H219ZM224 21V20H223ZM222 21V22H223ZM230 21V20H229ZM39 22V21H38ZM134 22V21H133ZM138 22V21H137ZM172 22V21H171ZM190 22V21H189ZM256 22L257 21H255V24L254 25H256ZM40 23V22H39ZM91 23V22H90ZM165 23V22H164ZM163 23V24H164ZM169 23V22H168ZM185 23H188V22H185ZM249 23V22H248ZM258 23V22H257ZM55 24V23H54ZM70 24H71V22H70ZM126 24V23H125ZM131 24V23H130ZM155 24V23H154ZM170 24V23H169ZM189 24V23H188ZM193 24V23H192ZM222 24V23H221ZM259 24V23H258ZM79 25H80V23H79ZM90 25V24H89ZM103 25H104V23H103ZM174 25V24H173ZM179 25V24H178ZM214 25V24H213ZM238 25V24H237ZM54 26V25H53ZM60 25H58V27H59ZM70 26V25H69ZM145 26V25H144ZM157 26V25H156ZM163 26H166V24L165 25H163ZM168 26V25H167ZM189 26V25H188ZM226 26V25H225ZM235 26H236V24H235ZM241 26H242V24H241ZM41 27H42V29H43V26L41 25ZM61 27V26H60ZM75 27H77V26H75ZM82 27V26H81ZM180 27V26H179ZM183 27V26H182ZM213 27V26H212ZM258 27H261L262 29H263V27H262V25H259ZM80 28V27H79ZM123 28V27H122ZM161 28V27H160ZM166 28V27H165ZM170 28V27H169ZM176 28H177V25H176ZM184 28H185V25H184V27H183V32H184ZM187 28V27H186ZM190 30L192 31V27L190 26ZM217 28V27H216ZM234 28V27H233ZM235 28H237V27H235ZM240 28V27H239ZM238 28V29H239ZM255 28V27H254ZM253 28V29H254ZM86 29V28H85ZM127 29V28H126ZM172 29V28H171ZM180 29V28H179ZM209 29V28H208ZM256 30H257V27L255 28ZM254 29V31H256ZM47 30H49V28L47 29ZM57 30V29H56ZM56 30L54 29V31H55V33H57L56 32ZM60 30V29H59ZM63 30V29H62ZM67 30V29H66ZM69 30V29H68ZM75 30V29H74ZM87 30H88V26H87ZM124 31H125V27H124V29H123ZM203 30H205V29H203ZM202 30V31H203ZM39 31H41V30H39ZM43 31V30H42ZM76 31H78V29L76 30ZM75 31V32H76ZM100 31V30H99ZM99 31H98V33H99ZM216 31V30H215ZM224 31V30H223ZM165 32V31H164ZM163 32V34H166V33H164ZM190 32V31H189ZM193 32V31H192ZM204 32V31H203ZM253 32V31H252ZM41 33V32H40ZM65 33V32H64ZM67 33V32H66ZM69 33V32H68ZM72 33V32H71ZM82 33V32H81ZM149 33H150V31H149ZM169 33V32H168ZM200 33V32H199ZM217 33V32H216ZM215 33V34H216ZM237 33V32H236ZM235 33V34H236ZM254 33H257V32H254ZM259 34H260V32H258ZM42 34V33H41ZM40 34V35H41ZM47 34V33H46ZM75 34V33H74ZM104 34V33H103ZM122 34V33H121ZM170 34V33H169ZM173 34H174V32H173ZM180 34V33H179ZM189 34V33H188ZM204 34V33H203ZM211 34V33H210ZM214 34V33H213ZM212 34V35H213ZM229 34H231V33H229ZM237 34H239V33H237ZM244 34V33H243ZM39 35V34H38ZM69 35V34H68ZM142 35V34H141ZM252 35H253V33H252ZM256 35V34H255ZM52 36H53V34H52ZM51 36V37H52ZM55 36V35H54ZM82 36V35H81ZM80 36V37H81ZM162 36H164V35H162ZM161 36V37H162ZM167 36V35H166ZM174 36V35H173ZM182 36V35H181ZM180 36V37H181ZM184 36V35H183ZM204 36V35H203ZM203 36H202V38H203ZM209 36V35H208ZM234 36V35H233ZM260 36V35H259ZM44 37V36H43ZM43 37H42V39H43ZM46 37V36H45ZM85 37V36H84ZM96 37V36H95ZM143 37V36H142ZM156 37V36H155ZM161 37H160V39H161ZM189 37V36H188ZM187 37V38H188ZM201 37V36H200ZM206 37V36H205ZM219 37V36H218ZM229 37H231V35L229 36ZM237 37V36H236ZM235 37V38H236ZM255 37V36H254ZM41 38V37H40ZM166 38V37H165ZM165 38H164V40H165ZM173 38V37H172ZM174 38H175V36H174ZM173 38V39H174ZM183 38V37H182ZM181 38V39H182ZM193 38H195V37H193ZM224 38H226V37H224ZM233 38V37H232ZM243 38H244V35H243ZM247 38V37H246ZM253 38V37H252ZM60 39H61V36H60ZM80 39V38H79ZM81 39H83V37L81 38ZM167 39V38H166ZM168 39H170V37L168 38ZM223 39V38H222ZM255 39V38H254ZM22 40V39H21ZM47 40V39H46ZM69 40V39H68ZM134 40V39H133ZM162 40H163V38H162ZM161 40V41H162ZM176 40V39H175ZM189 40H191V39H189ZM196 40V39H195ZM197 40H198V38H197ZM199 40H202V39H199ZM227 40V39H226ZM238 40V39H237ZM235 41V42H237L238 43V41ZM253 40V39H252ZM258 39L256 38V41H257ZM18 41V40H17ZM40 41V40H39ZM43 41V40H42ZM50 41V40H49ZM56 41H59L58 39H56ZM81 41V40H80ZM172 41V40H171ZM185 41V40H184ZM187 41V40H186ZM193 41V40H192ZM205 41V40H204ZM207 41V40H206ZM212 41H213V39H212ZM225 41V40H224ZM243 41H246V40H243ZM28 42H29V40H28ZM46 42V41H45ZM157 42V41H156ZM164 42H166V41H164ZM167 42H168V40H167ZM166 42V43H167ZM174 42V41H173ZM181 42H183L182 40H181ZM180 42V43H181ZM196 42V41H195ZM199 42V41H198ZM198 42H196V44L198 43ZM231 42H232V39H231ZM242 42V41H241ZM43 43H44V41H43ZM57 43V42H56ZM80 43V42H79ZM78 43V44H79ZM90 43H91V41H90ZM92 43H93V41H92ZM106 43V42H105ZM104 43V44H105ZM140 43V42H139ZM175 43V42H174ZM185 43V42H184ZM200 43H201V41H200ZM256 43V42H255ZM21 44V43H20ZM25 44H27V43H25ZM65 44H66V42H65ZM69 44V43H68ZM86 44H88V43H86ZM183 44V43H182ZM188 44V43H187ZM191 43H189V45H190ZM229 44H230V41H229ZM242 44H244V43H242ZM241 44V45H242ZM251 44H252V42H251ZM14 45H17L16 43L14 44ZM37 45H38V43H37ZM39 45H41V43L39 44ZM50 45V44H49ZM57 45V44H56ZM60 45V44H59ZM143 45V44H142ZM163 45V46H162ZM162 45H160V43L158 44H156V43H154L153 44V46H152V48L150 49V52H147V53H142V54H140V58H141V62H137L138 63V75L137 76H134V75H128V76H120V73H119V71L122 69L121 68V64L118 62L117 64H115L113 67H111L110 69V71L108 72V74L106 75L107 77H104V76H100V75H97L96 73H94V75L96 74V76L95 77H93V79L92 80H90L91 82H89L88 84H81L80 82V84H76V82L74 81V82H72V83H68V84H66V83H64V84H61V87H59V89H55V90H52L53 91V93H52V91H51V93H52V97L50 98V99H48V100H46L45 99V97L44 98H41L40 97V94L38 95L37 93H35V92H33V91H30L29 92V96H28V102H27V109H29V111H31L32 113H33V115H34V117H32V118H35V122L37 123V124H42V125H45V123H48V129L46 130V132L48 131L49 132V134L47 135V137H42V138H37L38 140L36 141V142H31V141H28L27 139L26 140H21V139H19V137L18 136H16V130H12L11 132H10V134H11V136H10V141H8V142H6V140L4 139L5 138V135H3V131L2 130H0V253H1V256L4 258V259H6V260H8V262L10 263V261L11 260H13L12 258H10L11 256L9 255H7L6 256V254H4L3 253V251L4 250H13L14 249V246H18V245H21L20 247L24 250V252H25V254L27 255V257H30V258H32V259H34V260H36L37 258V256L41 253V255H47L46 254V248H42L41 250H40V247H38V243H35L34 241H36V239H35V235L32 233V231L34 230V229H36V227H37V225H38V220H40V216L38 217L37 216V212H38V210L39 211H41V209L42 208H44V207H46V206H52V204H54V205H56V208L55 209H61L62 210V208L64 207L65 208V205H72V206H76V205H79V204H83V195H82V193H80V192H76L77 191V189H74L73 191L72 190H68V188L70 187L69 185H70V183L69 182H71L72 181V177H70L69 175H68V173L67 172H65V171H63L62 169H61V160H63L65 157H64V155H66V154H68V153H70V152H72V150H74L75 151V149H77V151H78V147H80V144H79V146L76 148L75 147V149H74V146H76L75 145V143L74 142H72V140H70V139H68V138H65V137H62L61 135H63L64 133H66V131H68L70 128H71V126H72V124H73V121H75L76 119L77 120H79V121H83V120H85V119H91L94 123V126L92 127V132L93 133H96V134H98L99 135V137L101 138V140L102 141H107L108 143H109V145H115L116 143H119V142H124V144H125V148L127 149V152H129V153H132L133 154V156H134V158H135V163H138L139 161H140V155L138 154V152H137V150H139V148H142V150L143 149H146V152H150V149H151V146H150V142H149V140H151V139H149V135H148V133H147V131L146 132H144L143 130H141V128L139 127V126H137L136 125V123L137 122H140V121H145L146 120V115H151L152 117H159L160 116V114H154L153 112L151 113L150 111H149V108H154V109H157L156 111H164L165 113H166V115H170V114H172L173 112V109H172V106H171V103H170V96H171V94H173V93H175L176 92V90H178L177 88H178V86L177 85H173L172 86V88H170V87H168V85L169 84H165L166 82H164V80H163V76L161 75V73L163 74V71L162 70H164V69H166L167 68V70H170V69H172L174 66H175V68H177V69H180V68H184L186 65H184V61H182L180 58V55H179V53L180 52H178L177 50H176V48H175V46H174V44L172 43V42H170V43H168L166 46H164V43H162ZM181 45V44H180ZM209 45V44H208ZM219 45V44H218ZM217 45V46H218ZM224 45V44H223ZM234 45V44H233ZM237 45V44H236ZM253 45V44H252ZM21 46V45H20ZM24 46V45H23ZM30 46V45H29ZM58 46V45H57ZM68 46V45H67ZM72 46H73V44H72ZM102 46V45H101ZM107 46V45H106ZM108 46H109V44H108ZM125 46V45H124ZM188 46V45H187ZM213 46V45H212ZM211 46V47H212ZM225 46H227V45H225ZM229 46H231V45H229ZM36 47V46H35ZM39 47V46H38ZM42 47V46H41ZM50 47V46H49ZM78 47V46H77ZM228 47V46H227ZM226 47V48H227ZM234 47H235V45H234ZM238 47V46H237ZM20 48V47H19ZM54 48V47H53ZM72 48V47H71ZM76 48V47H75ZM121 48V47H120ZM196 48V47H195ZM194 48V49H195ZM213 48V47H212ZM12 50L11 51H13V49L14 48H11ZM17 49V48H16ZM42 49V48H41ZM66 49V48H65ZM69 49V48H68ZM194 49H192V50H194ZM202 49H204V48H202ZM211 49V48H210ZM216 49V48H215ZM232 50H231V52L232 51H234L233 50V47L231 48ZM243 49H244V47H243ZM27 50H28V48H27ZM31 50H32V48H31ZM50 50V49H49ZM53 50V49H52ZM77 50V49H76ZM115 50H116V48H115ZM134 50V49H133ZM214 50V49H213ZM246 50V49H245ZM21 51H23V49L21 50ZM26 51V50H25ZM46 51V50H45ZM51 51V50H50ZM67 51V50H66ZM122 51H123V48H122ZM149 51V50H148ZM164 51H166V52H170L171 54H172V56H175L174 57V59L175 60H171V62H168L169 60H167V62H166V60H165V57H164V55L165 54H162ZM179 51H180V49H179ZM183 51V50H182ZM196 51H199L198 49H196ZM209 51V50H208ZM222 51H224L223 49H222ZM248 51V50H247ZM17 52V51H16ZM76 52V51H75ZM132 52V51H131ZM134 52H135V50H134ZM207 52V51H206ZM227 52H230V50L229 51H227ZM242 52H243V50H242ZM246 52V51H245ZM250 52V51H249ZM248 52V53H249ZM257 52V51H256ZM26 53V52H25ZM28 53V52H27ZM45 53V52H44ZM51 53V52H50ZM55 53V52H54ZM59 53H60V51H59ZM64 53V52H63ZM85 52H83V54H84ZM115 53V52H114ZM119 53V52H118ZM208 53V52H207ZM237 53V52H236ZM252 53V52H251ZM255 53V52H254ZM260 53H261V51H260ZM2 54L3 53H1V56H2ZM11 54H13V53H11ZM36 54V53H35ZM48 54V53H47ZM103 54V53H102ZM132 54V53H131ZM195 54V53H194ZM210 54V53H209ZM212 54V53H211ZM210 54V55H211ZM213 54H214V51H213ZM212 54V55H213ZM217 54V53H216ZM235 54V53H234ZM243 54V53H242ZM23 56H24V54H22ZM28 55V54H27ZM31 55V54H30ZM49 55V54H48ZM91 55H93L92 53H91ZM129 55V54H128ZM184 55V54H183ZM196 55V54H195ZM229 55H231V54H229ZM259 55V54H258ZM0 56V57H1ZM14 56V55H13ZM25 56H26V54H25ZM34 56V55H33ZM36 56V55H35ZM34 56V57H35ZM40 56H42L41 54H40ZM47 56V55H46ZM57 56V55H56ZM60 56V55H59ZM65 56V55H64ZM90 56V55H89ZM131 56V55H130ZM133 56V55H132ZM169 56V55H168ZM167 56V58H169ZM189 56V55H188ZM198 56H201V55H198ZM223 56V55H222ZM235 56V55H234ZM237 56V55H236ZM264 56V55H263ZM262 56V57H263ZM4 57V56H3ZM22 57V56H21ZM27 57V56H26ZM31 57V56H30ZM50 57V56H49ZM92 57V56H91ZM101 57V56H100ZM111 57V56H110ZM120 57V56H119ZM123 57V56H122ZM196 57V56H195ZM194 57V58H195ZM212 57V56H211ZM226 57H227V54H226ZM245 57V56H244ZM243 57V58H244ZM36 58V57H35ZM35 58H34V60H35ZM40 58V57H39ZM44 58V57H43ZM48 58V57H47ZM80 58V57H79ZM90 58V57H89ZM103 58V57H102ZM102 58H100V60L99 61H101V59ZM139 58V59H140ZM166 58V59H167ZM206 58V57H205ZM232 58V57H231ZM231 58H230V60H231ZM234 58V57H233ZM236 58H238V57H236ZM250 58H251V56H250ZM257 58V57H256ZM30 59V58H29ZM45 59V58H44ZM54 59V58H53ZM60 59V58H59ZM63 59V58H62ZM61 59V60H62ZM108 59V58H107ZM120 59V58H119ZM118 59V60H119ZM122 59V58H121ZM120 59V60H121ZM207 59V58H206ZM209 59V58H208ZM207 59V60H208ZM255 59V58H254ZM262 58H260V60H261ZM33 60V61H34ZM40 60H41V58H40ZM73 60V59H72ZM78 60V59H77ZM90 60V59H89ZM190 60V59H189ZM195 60V59H194ZM219 60V59H218ZM246 60H247V57H246ZM250 60V59H249ZM11 61V60H10ZM60 61V60H59ZM76 61V60H75ZM80 61V60H79ZM108 61V60H107ZM204 61V60H203ZM209 61H211V60H209ZM213 61H214V59H213ZM212 61V62H213ZM226 61V60H225ZM235 61V60H234ZM244 61V60H243ZM13 62V61H12ZM30 62V61H29ZM36 62V61H35ZM34 62V63H35ZM37 62H39V63H42V61H37ZM46 62H48V61H46ZM82 62V61H81ZM87 62V61H86ZM95 62V61H94ZM120 62H122V61H120ZM215 62V61H214ZM236 62H237V60H236ZM238 62H240V60L238 61ZM248 62V61H247ZM56 63H58V61L56 62ZM88 63V62H87ZM104 63V62H103ZM186 63V62H185ZM210 63V62H209ZM208 63V64H209ZM229 63V62H228ZM235 63V62H234ZM234 63H232V65L234 64ZM99 64V63H98ZM204 64H205V62H204ZM225 65H227L226 63H224ZM224 64H222V65H224ZM245 64V63H244ZM259 64V63H258ZM36 65V64H35ZM47 65V64H46ZM51 65V64H50ZM58 65V64H57ZM56 65V66H57ZM73 65H74V63H73ZM85 65V64H84ZM94 64H92V66H93ZM100 65V64H99ZM190 65V64H189ZM211 65V64H210ZM214 65V64H213ZM219 65H220V62H219ZM224 65V66H225ZM33 66V65H32ZM42 65H40L39 67H41ZM55 66V65H54ZM102 66V65H101ZM191 66H192V63H191ZM206 66H208L207 64H206ZM230 66V65H229ZM228 66V67H229ZM237 66V65H236ZM243 66V65H242ZM246 66V65H245ZM255 66V65H254ZM37 67V66H36ZM43 67V66H42ZM57 67H59V65L57 66ZM65 67V66H64ZM68 67V66H67ZM78 67V66H77ZM82 67V66H81ZM96 67V66H95ZM103 67V66H102ZM166 67V68H165ZM210 67V66H209ZM215 67H216V65H215ZM227 67V68H228ZM238 67V66H237ZM244 67V66H243ZM249 68H250V66H248ZM56 68V67H55ZM62 68V67H61ZM74 68V67H73ZM98 68V67H97ZM96 68V70H98ZM189 68V67H188ZM192 67H190V69H191ZM222 68V67H221ZM224 68V67H223ZM236 68V67H235ZM242 68V67H241ZM259 68V67H258ZM257 68V69H258ZM7 69V68H6ZM33 69V68H32ZM57 69V68H56ZM80 69V68H79ZM87 69V68H86ZM194 69V68H193ZM192 69V70H193ZM230 69V68H229ZM248 69V68H247ZM172 70H174V69H172ZM197 70V69H196ZM202 70V69H201ZM209 70H212L211 68L209 69ZM214 70V69H213ZM217 70V69H216ZM221 70V69H220ZM226 69H224L223 71H225ZM249 70V69H248ZM256 70V69H255ZM255 70H254V72H255ZM263 70H264V68H263ZM45 71H46V69H45ZM51 71V70H50ZM62 71V70H61ZM93 71V70H92ZM91 71V72H92ZM183 71V70H182ZM188 71H189V69H188ZM198 71V70H197ZM206 71V70H205ZM236 71V70H235ZM18 72H20V70H18ZM17 72V73H18ZM68 72V71H67ZM66 72V73H67ZM69 72H71V71H69ZM88 72V71H87ZM164 72H165V70H164ZM173 72V71H172ZM178 72H180V71H178ZM186 72V71H185ZM184 72V73H185ZM203 72V71H202ZM209 73L211 72V71H208ZM213 72V71H212ZM226 72H227V70H226ZM239 72V71H238ZM244 72V71H243ZM5 73H8V72H5ZM57 73H58V70H57ZM90 73V72H89ZM170 73V72H169ZM181 73H183V72H181ZM194 73H195V71H194ZM204 73V72H203ZM219 73V72H218ZM221 73V72H220ZM224 73V72H223ZM236 73V72H235ZM51 74V72L49 73V75ZM56 74V73H55ZM62 74V73H61ZM76 74H77V72H76ZM75 74V75H76ZM80 74V73H79ZM99 74H101V73H99ZM167 74V73H166ZM204 74H206V73H204ZM208 74V73H207ZM231 74H232V72H231ZM237 74V73H236ZM243 74V73H242ZM247 74V73H246ZM258 74V73H257ZM4 75H7V74H4ZM9 75V74H8ZM15 75H17L16 73H15ZM25 75V74H24ZM70 75V74H69ZM90 75V74H89ZM88 75V76H89ZM185 75V74H184ZM194 75V74H193ZM214 75H216V74H214ZM220 75V74H219ZM222 75V74H221ZM227 75H228V73H227ZM230 75V74H229ZM233 75V74H232ZM241 75V74H240ZM248 75V74H247ZM252 75H254V73L252 74ZM264 75V74H263ZM30 76V75H29ZM54 76V75H53ZM65 76V75H64ZM67 76V75H66ZM73 76V75H72ZM164 76H166V75H164ZM170 76V75H169ZM172 76H175L174 74L172 75ZM181 75H180V73H179V77H180ZM206 75H204V77H205ZM223 76H225L224 74H223ZM237 76V75H236ZM239 76V75H238ZM251 76V75H250ZM249 76V77H250ZM34 77V76H33ZM52 77V76H51ZM57 77V76H56ZM90 77H92V76H90ZM179 77L177 78V76H176V81L178 82V79H179ZM196 77V76H195ZM194 77V78H195ZM207 77H209V76H207ZM212 77H213V75H212ZM212 77H210V78H212ZM216 77V76H215ZM235 77V76H234ZM241 77V76H240ZM246 77V76H245ZM248 77V78H249ZM1 78H3V77H1ZM18 78V77H17ZM21 78V77H20ZM44 78V77H43ZM63 78V77H62ZM66 78H68V77H66ZM65 78V79H66ZM70 78H72V77H70ZM168 78V77H167ZM181 78V77H180ZM228 78V77H227ZM236 78V77H235ZM252 78V77H251ZM264 78V77H263ZM26 79V78H25ZM27 79H28V77H27ZM76 79H77V77H76ZM166 79V78H165ZM199 79V78H198ZM207 79V78H206ZM209 79V78H208ZM207 79V80H208ZM214 79V78H213ZM212 79V80H213ZM231 79V78H230ZM229 79V80H230ZM250 79V78H249ZM32 80V79H31ZM35 80H36V77H35ZM60 80H62V79H60ZM174 80V79H173ZM173 80H172V82H173ZM194 80V79H193ZM192 80V81H193ZM205 80V79H204ZM255 80V79H254ZM28 81V80H27ZM34 81V80H33ZM38 81V80H37ZM45 81V80H44ZM56 81V80H55ZM88 81V80H87ZM184 81V80H183ZM191 81V82H192ZM206 81V80H205ZM205 81H203V83L205 82ZM225 81V80H224ZM235 81V80H234ZM242 81H243V79H242ZM242 81H240V82H242ZM263 81V80H262ZM22 82H23V80H22ZM25 82V81H24ZM49 82H50V80H49ZM64 82V81H63ZM66 82V81H65ZM70 82V81H69ZM84 82H85V80H84ZM169 82V81H168ZM181 82V81H180ZM201 82V81H200ZM209 82V81H208ZM221 78H218V77H216L215 78V83H214V81H213V84H211L207 89H209V90H211V91H214L215 93H218V92H221V91H219V88H220V86H221ZM227 82V81H226ZM239 82V83H240ZM264 82V81H263ZM35 83H37V82H35ZM43 83H45V82H43ZM54 83V82H53ZM53 83H52V86H53ZM62 83V82H61ZM175 83V82H174ZM179 83V82H178ZM182 83V82H181ZM187 83V82H186ZM210 83H212L211 81H210ZM225 83V82H224ZM243 83V82H242ZM245 83V82H244ZM243 83V84H244ZM248 83V82H247ZM256 83V82H255ZM33 84V83H32ZM172 84V83H171ZM177 84V83H176ZM183 84V83H182ZM200 85H202L201 83H199ZM12 85H14L15 86V84H13L12 83V80L11 79H6V80H2V81H0V91H1V93L4 95V97H11L10 99L12 100L13 99V101L12 102H14L15 104H7V106H6V109L8 110L9 109V112H10V114L13 116V114L14 113H16V112H14L13 111V109H15L16 108V106L18 105V104H16L17 103V99H18V97H17V94L15 93V89L13 88V86ZM27 85V84H26ZM44 85V84H43ZM60 85V84H59ZM184 85V84H183ZM183 85H182V87H183ZM188 84H186V86H187ZM204 85V84H203ZM225 85V84H224ZM230 85V84H229ZM235 85V87H236V83L234 84ZM234 85H232V86H234ZM238 85V84H237ZM33 86V85H32ZM39 86V85H38ZM38 86H36V87H38ZM48 86H49V83H48ZM170 86V85H169ZM180 86H181V84H180ZM208 86V85H207ZM223 86V85H222ZM226 87H227V85H225ZM242 86V85H241ZM249 86H252V84L250 85L249 84ZM34 87H35V85H34ZM204 87V86H203ZM231 87V86H230ZM255 87V86H254ZM253 87V88H254ZM18 88V87H17ZM43 88V87H42ZM61 88V89H60ZM180 88V87H179ZM184 88V87H183ZM198 88H199V85H198ZM200 88H201V86H200ZM222 88V87H221ZM263 88V87H262ZM53 89V88H52ZM181 89V88H180ZM229 89V88H228ZM235 89V88H234ZM247 90H248V88H246ZM250 89H251V87H250ZM44 90V89H43ZM194 90H196V88L194 89ZM198 90H200V89H198ZM208 90V91H209ZM230 90V89H229ZM253 90V89H252ZM183 91V90H182ZM189 91V90H188ZM192 91H193V89H192ZM208 91H207V93H208ZM211 91H209L210 93H211ZM225 91H228V90H225ZM237 91H239V90H237ZM184 92V91H183ZM190 92H191V90H190ZM194 92V91H193ZM196 92V91H195ZM244 92V91H243ZM245 92H247L246 90H245ZM257 92V91H256ZM255 91H254V93H256ZM49 93V92H48ZM141 93H144V95L146 96V102L147 103H145V105L147 104L148 105V107L149 108H143L142 109V112L141 113H139V112H137L138 111V109H139V105H138V103L136 102V103H134L135 101H138L137 99H134V100H132L131 98L132 97H134L133 96V94H137V96L138 95H140V96H142L141 95ZM180 93H182L181 91H180ZM179 93V95H181ZM215 93H214V95H215ZM238 93V92H237ZM240 93V92H239ZM249 93H250V90H249ZM191 94V93H190ZM193 94V93H192ZM205 94H206V92H205ZM204 94V95H205ZM220 94V93H219ZM224 94V93H223ZM229 94H233V93H229ZM257 94V93H256ZM263 94V93H262ZM261 94V95H262ZM42 95V94H41ZM143 95V96H144ZM184 95V94H183ZM194 95V94H193ZM192 95V96H193ZM208 95V94H207ZM246 95V94H245ZM252 95H254L253 94V92L251 93V96ZM2 96V95H1ZM51 96V95H50ZM203 96V95H202ZM231 96V95H230ZM233 96V95H232ZM237 96V95H236ZM239 96V95H238ZM244 96V95H243ZM242 96V97H243ZM248 97L250 96V94L249 95H247ZM246 96V97H247ZM172 98H173V95L171 96ZM181 97V96H180ZM189 97V96H188ZM194 97V96H193ZM196 97V96H195ZM145 98V97H144ZM177 98V97H176ZM183 98V97H182ZM213 98V97H212ZM215 98V97H214ZM213 98V99H214ZM218 98H219V96H218ZM222 98H224V97H222ZM232 98V97H231ZM234 98V97H233ZM254 98V97H253ZM42 99H44V100H42ZM138 99H141L140 97L138 98ZM169 99V100H168ZM195 99V98H194ZM197 99V98H196ZM195 99V100H196ZM243 99V98H242ZM242 99H241V101H242ZM247 99V98H246ZM21 100V99H20ZM25 100H26V98H25ZM178 100V99H177ZM190 100V99H189ZM195 100H194V102H195ZM214 100H216V98L214 99ZM219 100V99H218ZM223 100V99H222ZM248 100H250V109L249 110H247V111H249L248 112V114L251 116V117H253V115L256 113L255 111H256V108L257 107H259L258 106V104H257V102H256V99H252V97H251V99L249 98ZM259 101H260V99H258ZM262 100L264 101V99L262 98ZM197 101V100H196ZM201 101V100H200ZM244 101H246V100H243L242 102L244 103ZM25 102V101H24ZM180 102V101H179ZM178 102V103H179ZM208 102H211V104H213L212 103V100H209V101H205L204 102V109L205 108H207L206 106L208 105ZM248 102V101H247ZM181 103V102H180ZM198 103H200V102H198ZM203 103V102H202ZM225 102H223V104H224ZM228 103V102H227ZM226 103V104H227ZM237 103H239L240 104V102H238L237 101ZM177 104V103H176ZM193 104V103H192ZM229 104H230V102H229ZM245 104H247L246 102H245ZM263 104V103H262ZM261 104V105H262ZM15 107H14V106ZM20 105H21V103H20ZM146 105V106H147ZM180 105V104H179ZM191 105V104H190ZM216 105V104H215ZM232 105V104H231ZM247 105H249V104H247ZM260 105V104H259ZM24 106V105H23ZM177 106H178V104H177ZM196 106H197V104H196ZM195 106V107H196ZM200 106V105H199ZM222 106V105H221ZM244 106V105H243ZM179 107V106H178ZM218 105H217V109H218ZM223 107H225L224 105H223ZM261 107V106H260ZM18 108V107H17ZM22 108V107H21ZM188 108H190V107H188ZM188 108H186V112H187V109ZM197 108H199V107H197ZM196 108V109H197ZM208 108H210V107H208ZM219 108H222V107H219ZM229 108V107H228ZM230 108H232L233 109V106L232 107H230ZM242 108V107H241ZM247 108V107H246ZM19 109V108H18ZM25 109V108H24ZM153 109V110H154ZM171 109H172V111H171ZM180 109V108H179ZM200 109V108H199ZM214 109H216L215 107H214ZM223 109V108H222ZM237 109H238V107H237ZM244 109H245V107H244ZM182 110V109H181ZM201 110V109H200ZM203 110V109H202ZM220 110V109H219ZM218 110V111H219ZM226 110H227V108H226ZM180 111V110H179ZM217 111V110H216ZM237 111V110H236ZM244 111L245 112H247L246 111V109L245 110H243V112L241 113V114H243L244 113ZM14 112V113H13ZM181 112V111H180ZM183 112V111H182ZM191 112V111H190ZM202 112V111H201ZM209 112H210V110H209ZM258 112V111H257ZM1 113V112H0ZM31 113V114H32ZM207 113V112H206ZM212 113V112H211ZM224 113V112H223ZM264 113V112H263ZM19 114V113H18ZM180 114V113H179ZM184 114V113H183ZM197 114H198V112H197ZM200 114H203V113H200ZM218 114H219V112H218ZM227 114V113H226ZM231 114V113H230ZM229 114V115H230ZM232 114H233V112H232ZM232 114H231V116H232ZM220 115V114H219ZM239 115V114H238ZM244 115V114H243ZM247 115V114H246ZM249 115L247 116V117H249ZM259 115H261V113L259 114ZM6 116V115H5ZM4 116V117H5ZM8 116V115H7ZM170 116H172V115H170ZM200 116V115H199ZM207 116H209V115H207ZM215 116H216V113H215ZM214 116V118H216ZM225 116H227V115H225ZM235 116V115H234ZM264 116V115H263ZM1 117V116H0ZM29 117V116H28ZM182 117V116H181ZM195 117V116H194ZM196 117H198V116H196ZM251 117L249 118V120L251 119ZM256 117V116H255ZM254 117V118H255ZM7 118V117H6ZM173 118V117H172ZM191 118H192V116H191ZM202 118V117H201ZM201 118H198V119H201ZM204 118V117H203ZM235 118V117H234ZM244 118V117H243ZM258 119H260L259 118V116L257 117ZM256 118V119H257ZM263 118V117H262ZM261 118V119H262ZM5 119V118H4ZM22 119V118H21ZM164 119V118H163ZM195 119V118H194ZM225 119V118H224ZM224 119L222 118V120H223V123H224ZM230 119V118H229ZM233 119V118H232ZM231 119V120H232ZM247 119V118H246ZM31 120V119H30ZM149 120V119H148ZM151 120V119H150ZM171 120V119H170ZM191 120V119H190ZM193 120V119H192ZM230 120V121H231ZM248 120V121H249ZM253 120H255V119H253ZM263 120V119H262ZM9 121V120H8ZM20 121V120H19ZM155 121V120H154ZM160 121V120H159ZM179 121H180V118H179ZM188 121V120H187ZM186 121V122H187ZM199 121V120H198ZM204 121V120H203ZM236 121V120H235ZM234 121V122H235ZM239 121V120H238ZM237 121V122H238ZM257 121V120H256ZM5 122V121H4ZM10 122V121H9ZM76 122V121H75ZM74 122V123H75ZM161 122V121H160ZM159 122V123H160ZM193 122V121H192ZM220 122V121H219ZM232 122V121H231ZM231 122H229L230 124H231ZM233 122V123H234ZM247 122V121H246ZM253 122V121H252ZM261 122H263V121H261ZM261 122H260V124H261ZM10 123H12V121L10 122ZM147 123V122H146ZM149 124H150V122H148ZM156 123V122H155ZM154 123V124H155ZM184 123V122H183ZM199 123V122H198ZM203 123V122H202ZM226 123V122H225ZM236 123V122H235ZM254 123V122H253ZM252 123V124H253ZM141 124V123H140ZM192 124V123H191ZM215 124V123H214ZM240 124H242V123H240ZM245 124V123H244ZM247 124H249V123H247ZM5 125H6V122H5ZM20 125V124H19ZM27 125V124H26ZM151 125V124H150ZM157 125H158V123H157ZM164 125V124H163ZM177 125H178V122H177ZM184 125V124H183ZM186 125V124H185ZM185 125H184V127H185ZM201 125V124H200ZM199 125V126H200ZM207 125V124H206ZM213 125V124H212ZM221 125V124H220ZM254 125V124H253ZM258 125V124H257ZM263 124H261V126H262ZM1 126V125H0ZM3 126V125H2ZM7 126H8V123H7ZM10 126H12V124L10 125ZM21 126H22V124H21ZM210 126V125H209ZM219 126V125H218ZM217 126V127H218ZM226 126V125H225ZM232 126H234L233 124H232ZM239 126V125H238ZM241 126V125H240ZM247 126V125H246ZM246 126H245V128H246ZM252 126V125H251ZM258 126H260V125H258ZM6 127V126H5ZM23 128H24V126H22ZM35 127V126H34ZM40 127V126H39ZM161 127H162V125H161ZM182 127V126H181ZM187 127H190V126H187ZM202 127V126H201ZM201 127H199V128H201ZM213 127V126H212ZM214 127H216V126H214ZM236 127V126H235ZM1 128H3V127H1ZM12 128V127H11ZM14 128V127H13ZM86 128V127H85ZM151 128V127H150ZM206 128V127H205ZM219 128V127H218ZM221 128V127H220ZM230 128V127H229ZM252 128V127H251ZM255 128V127H254ZM28 129V128H27ZM146 129H148V127L146 128ZM157 129V128H156ZM188 129V128H187ZM208 129V128H207ZM215 129V128H214ZM214 129H212V131L214 130ZM232 129H233V127H232ZM248 129L250 130V128L248 127ZM5 130H7V129H5ZM4 130V131H5ZM153 130V129H152ZM162 130V129H161ZM189 130V129H188ZM188 130H186V131H188ZM194 130V129H193ZM197 130V129H196ZM242 130H244L243 128H242ZM241 130V131H242ZM252 130V129H251ZM250 130V131H251ZM255 130V129H254ZM253 130V131H254ZM41 131V130H40ZM82 131V130H81ZM90 131V130H89ZM88 131V132H89ZM198 131V130H197ZM212 131H210V132H212ZM233 131V130H232ZM235 131V130H234ZM250 131H248V132H250ZM252 131V132H253ZM257 131V130H256ZM45 132V133H46ZM161 132V131H160ZM171 132H172V130H171ZM179 132V131H178ZM184 132V131H183ZM189 132V131H188ZM215 132V131H214ZM219 132V131H218ZM217 132V133H218ZM243 133H244V131H242ZM246 132V131H245ZM255 132V131H254ZM254 132H253V134H254ZM264 132V131H263ZM19 133V132H18ZM35 133V132H34ZM40 133V132H39ZM83 133V132H82ZM91 133V132H90ZM151 133V132H150ZM186 133V132H185ZM200 133V132H199ZM199 133H198V135H199ZM233 133V132H232ZM238 133H241V132H238ZM259 133V132H258ZM257 133V134H258ZM262 132H260L259 134H261ZM92 134V133H91ZM188 134V133H187ZM219 134V133H218ZM245 134V133H244ZM256 134V133H255ZM256 134V135H257ZM264 134V133H263ZM76 135V134H75ZM158 135V134H157ZM190 135V134H189ZM212 135V134H211ZM217 135V134H216ZM233 135H234V133H233ZM16 136V137H15ZM19 136H21V135H19ZM80 136V135H79ZM181 136V135H180ZM197 136V135H196ZM220 136V135H219ZM241 136V135H240ZM248 136V135H247ZM255 136V135H254ZM253 136V137H254ZM258 136V135H257ZM264 136V135H263ZM24 137H26V135L24 136ZM39 137V136H38ZM87 137V136H86ZM99 137H98V139H99ZM155 137V136H154ZM179 137V136H178ZM186 137H189V136H186ZM194 137V136H193ZM228 137V136H227ZM256 137V136H255ZM26 138H28V136L26 137ZM31 138V137H30ZM77 138H79L78 136H77ZM83 138V137H82ZM85 138V137H84ZM95 138V137H94ZM153 138V137H152ZM156 138H157V136H156ZM201 139H202V137H200ZM230 138V137H229ZM244 138V137H243ZM243 138H242V141H243ZM257 138V137H256ZM258 138H260V137H258ZM216 139H217V137H216ZM226 139H228V138H226ZM225 139V140H226ZM239 139V138H238ZM245 139V141H246V139H247V137L246 138H244ZM250 139V138H249ZM264 139V138H263ZM34 140V139H33ZM88 140H89V138H88ZM91 140H93V139H91ZM90 140V141H91ZM212 140V139H211ZM215 140V139H214ZM213 140V141H214ZM220 140V139H219ZM223 140V139H222ZM229 140H233V139H229ZM80 141V140H79ZM81 141H83V140H81ZM101 141V142H102ZM156 141H158V140H156ZM193 141V140H192ZM207 141V140H206ZM227 141V140H226ZM236 141V140H235ZM235 141H234V144H236L235 143ZM240 141V140H239ZM248 141V140H247ZM253 141V140H252ZM258 141H260V140H258ZM84 142V141H83ZM165 142H166V140H165ZM186 142V141H185ZM184 142V143H185ZM197 142V141H196ZM229 142V141H228ZM227 142V143H228ZM255 142H257V141H255ZM254 142V143H255ZM261 142V141H260ZM260 142H259V144H260ZM100 143V142H99ZM187 143H188V141H187ZM204 143V142H203ZM219 143V142H218ZM218 143H215V144H218ZM221 143V142H220ZM84 144V143H83ZM82 144V145H83ZM91 144V143H90ZM153 144V143H152ZM183 144V143H182ZM207 144V143H206ZM213 144V143H212ZM224 144V143H223ZM229 144V143H228ZM241 144V143H240ZM247 144V143H246ZM245 144V145H246ZM256 144V143H255ZM254 144V145H255ZM85 145V144H84ZM87 145V144H86ZM85 145V146H86ZM99 145H101V144H99ZM103 145V144H102ZM123 145V144H122ZM158 145H160V144H158ZM157 145V146H158ZM166 145V144H165ZM190 145V144H189ZM201 145V144H200ZM230 145V144H229ZM238 145V144H237ZM236 145V146H237ZM252 145V144H251ZM104 146V145H103ZM156 146V145H155ZM187 146V145H186ZM218 146V145H217ZM217 146H215V147H217ZM222 145L220 144V147H221ZM227 146V145H226ZM244 146V145H243ZM248 146V145H247ZM89 147H90V145H89ZM94 147V146H93ZM159 147V146H158ZM166 147V146H165ZM164 147V148H165ZM189 147V146H188ZM191 147V146H190ZM203 147V146H202ZM207 147V146H206ZM229 146H227V148H228ZM241 147H242V145H241ZM245 147V146H244ZM243 147V148H244ZM256 147H258V146H256ZM86 148V147H85ZM153 148V147H152ZM155 148V147H154ZM154 148H153V150H154ZM162 148V147H161ZM167 148V147H166ZM174 148V147H173ZM181 148V147H180ZM185 148V147H184ZM209 148H211V147H209ZM213 148V147H212ZM218 148V147H217ZM226 148V149H227ZM232 148V147H231ZM243 148H241V149H243ZM246 148V147H245ZM262 148V147H261ZM92 149V148H91ZM95 149H96V147H95ZM97 149H98V147H97ZM192 149V148H191ZM219 149V148H218ZM222 149V148H221ZM234 149H236V148H234ZM257 149H259V148H257ZM82 150H84V149H82ZM141 150V151H142ZM152 150V151H153ZM158 150V149H157ZM165 150H167V149H165ZM178 150V149H177ZM199 150V149H198ZM202 150V149H201ZM213 150V149H212ZM211 150V151H212ZM220 150V149H219ZM233 150V149H232ZM237 151H239V149H236ZM244 150V149H243ZM242 150V151H243ZM248 150H250L249 148H248ZM247 150V151H248ZM253 149H251L250 151H252ZM263 150V149H262ZM91 151V150H90ZM140 151V152H141ZM185 151H186V148H185ZM184 151V152H185ZM195 151V150H194ZM210 151V150H209ZM226 151H228V150H226ZM255 151H257V150H255ZM264 151V150H263ZM157 152V151H156ZM155 152V153H156ZM160 152V151H159ZM184 152H182V153H184ZM196 152V151H195ZM198 152V151H197ZM200 152V151H199ZM215 152V151H214ZM235 152V151H234ZM233 152V153H234ZM261 152V151H260ZM95 153V152H94ZM162 153H164V152H162ZM168 153V152H167ZM171 153V152H170ZM205 153V152H204ZM226 153V155H227V152H225ZM231 153H232V151H231ZM231 153H230V155H229V153H228V155L229 156H233V155H231ZM237 152H235V154H236ZM243 153V152H242ZM254 153H256V152H254ZM253 153V154H254ZM264 153V152H263ZM262 153V154H263ZM71 154V153H70ZM69 154V155H70ZM87 154V153H86ZM161 154V153H160ZM181 154V153H180ZM188 154V153H187ZM203 154V153H202ZM201 153H200V155H202ZM207 154V153H206ZM210 154V153H209ZM239 154V153H238ZM244 154H246V153H244ZM100 155V154H99ZM145 155V154H144ZM154 155V154H153ZM152 155V156H153ZM194 155H195V153H194ZM208 155V154H207ZM214 155V154H213ZM221 155V154H220ZM243 155V154H242ZM261 155V154H260ZM68 156V155H67ZM102 156H104V155H102ZM111 156V155H110ZM176 156V155H175ZM179 156V155H178ZM191 156V155H190ZM206 156V155H205ZM209 156V155H208ZM225 156V155H224ZM235 156V155H234ZM254 156V155H253ZM69 157V156H68ZM71 157V156H70ZM95 157V156H94ZM117 157H119V156H117ZM159 157H160V155H159ZM169 156H167V158H168ZM196 157H197V154H196ZM223 157V156H222ZM228 157V156H227ZM226 157V158H227ZM242 157V156H241ZM263 157V156H262ZM85 158V157H84ZM91 158V157H90ZM112 158V157H111ZM110 158V159H111ZM145 158H146V156H145ZM155 158V157H154ZM154 158H150L151 160H153ZM178 158V157H177ZM185 158V157H184ZM204 158V157H203ZM229 158H231V157H229ZM237 158V157H236ZM109 159V160H110ZM175 159H176V157H175ZM188 159V158H187ZM196 159V158H195ZM199 159V158H198ZM222 159V158H221ZM221 159H220V161H221ZM243 159H244V157H243ZM248 159H249V157H248ZM258 159V158H257ZM260 159H261V157H260ZM259 159V160H260ZM65 160V159H64ZM95 160H97V158H95ZM106 160V159H105ZM162 160H163V155H162ZM189 160V159H188ZM187 160V161H188ZM194 160V159H193ZM192 160V161H193ZM224 160V159H223ZM222 160V161H223ZM232 160H233V158H232ZM236 160V159H235ZM68 161V160H67ZM84 161V160H83ZM93 161V160H92ZM99 161V160H98ZM114 161V160H113ZM149 162H150V160H148ZM187 161H183V162H187ZM195 161V160H194ZM193 161V162H194ZM198 161V160H197ZM202 161V160H201ZM204 161H205V159H204ZM221 161V162H222ZM226 161H227V159H226ZM249 161H251V160H249ZM248 161V162H249ZM254 161V160H253ZM261 161V160H260ZM69 162V161H68ZM74 162V161H73ZM77 162V161H76ZM82 162V161H81ZM111 162V161H110ZM168 162V161H167ZM166 162V163H167ZM190 162V161H189ZM221 162H220V164L219 165H221ZM239 162V161H238ZM240 162H241V160H240ZM239 162V163H240ZM252 162V161H251ZM70 163V162H69ZM80 163V162H79ZM100 163V162H99ZM107 163V162H106ZM105 163V164H106ZM169 163V162H168ZM198 163V162H197ZM197 163H196V166H197ZM225 163V162H224ZM227 163H228V161H227ZM230 164H231V162H229ZM242 163V162H241ZM254 163V162H253ZM255 163H256V160H255ZM151 164V163H150ZM162 164H163V162H162ZM208 164V163H207ZM214 164V163H213ZM223 164V163H222ZM236 164V163H235ZM249 164H250V162H249ZM248 164V165H249ZM252 164V163H251ZM64 165H65V163H64ZM114 165V167L116 166L115 164H113ZM144 165V164H143ZM155 165V164H154ZM158 165V164H157ZM161 165V164H160ZM184 165V164H183ZM182 165V166H183ZM188 165V164H187ZM225 165V164H224ZM256 165V164H255ZM106 166V165H105ZM121 166V165H120ZM141 166V165H140ZM152 166V165H151ZM169 166V165H168ZM171 166V165H170ZM178 166V165H177ZM177 166H176V168H177ZM181 166V165H180ZM223 166V165H222ZM233 166V165H232ZM234 166H236V165H234ZM243 166H245V165H243ZM249 166H251V165H249ZM258 166H260V165H258ZM261 166H262V164H261ZM65 167V166H64ZM100 167V166H99ZM150 166H148V169H150L149 168ZM175 167V166H174ZM186 167H188V166H186ZM193 167V166H192ZM201 167V166H200ZM221 167V166H220ZM229 166L227 165V167L226 168H228ZM237 167L238 168H240L238 165H237ZM246 167V166H245ZM80 168V167H79ZM93 168V167H92ZM133 169H134V167H132ZM155 168V167H154ZM180 168V167H179ZM190 168V167H189ZM188 168V169H189ZM198 168V167H197ZM223 168V167H222ZM225 168V167H224ZM225 168V169H226ZM248 168H250V167H248ZM262 168H264L263 166H262ZM261 168V169H262ZM64 169V168H63ZM136 170H137V167L135 168ZM156 169V168H155ZM159 169V168H158ZM192 169V168H191ZM195 168H193V170H194ZM199 169V168H198ZM198 169H196V170H198ZM220 169V168H219ZM237 169V168H236ZM242 169V168H241ZM245 169V168H244ZM247 169V168H246ZM251 169V168H250ZM253 169V168H252ZM65 170V169H64ZM76 170H77V167H76ZM98 170H100V169H98ZM114 170V169H113ZM153 170V169H152ZM162 170H164V169H162ZM203 170V169H202ZM214 170H216V169H214ZM227 170V169H226ZM235 170V169H234ZM255 170V169H254ZM264 170V169H263ZM74 171V170H73ZM104 171H105V169H104ZM107 171H108V169H107ZM123 171V170H122ZM133 171V170H132ZM147 171V170H146ZM156 171V170H155ZM168 171V170H167ZM176 171H179V170H176ZM189 171H191L190 169H189ZM195 171V170H194ZM199 171V170H198ZM197 171V172H198ZM227 171H229L230 172V170H227ZM238 171H241V170H238ZM243 171V170H242ZM247 171V170H246ZM100 172V171H99ZM119 172V171H118ZM138 172H139V170H138ZM166 172V171H165ZM180 172V171H179ZM193 172V171H192ZM200 172H202V171H200ZM222 172H223V170H222ZM243 172H245V170L243 171ZM250 172H251V170H250ZM250 172H249V174H250ZM263 172V171H262ZM75 173V172H74ZM107 173H109V172H107ZM116 173H117V171H116ZM115 173V175H118V174H116ZM121 173V172H120ZM125 173V172H124ZM135 173V172H134ZM164 173V172H163ZM162 173V174H163ZM167 173V172H166ZM175 173V172H174ZM186 173V172H185ZM209 173V172H208ZM211 173V172H210ZM213 173V172H212ZM219 173V172H218ZM220 173H221V171H220ZM225 173V172H224ZM236 173V172H235ZM258 173V172H257ZM261 173V172H260ZM104 174V173H103ZM140 174V173H139ZM144 174V173H143ZM158 174H159V172H158ZM171 174V173H170ZM189 174H190V172H189ZM194 174V173H193ZM202 174V173H201ZM216 174V173H215ZM238 175H239V172L237 173ZM245 174H247V173H245ZM75 175V174H74ZM108 175V174H107ZM121 175V174H120ZM128 175V174H127ZM157 175V174H156ZM176 175V174H175ZM174 175V176H175ZM188 175V174H187ZM199 175V174H198ZM206 175V174H205ZM213 176V178H214V174H212ZM224 175V174H223ZM235 175V174H234ZM233 175V176H234ZM237 175V176H238ZM101 176V175H100ZM104 176H106L105 174H104ZM113 176V175H112ZM129 176H130V174H129ZM138 176V175H137ZM163 176V175H162ZM191 176V175H190ZM207 176V175H206ZM220 176V175H219ZM249 176V175H248ZM248 176L245 178V180L248 178ZM252 176H254V175H252ZM256 176V175H255ZM258 176V175H257ZM102 177V176H101ZM116 177V176H115ZM125 177V176H124ZM136 177V176H135ZM173 177V176H172ZM172 177H170V178H172ZM188 177V176H187ZM195 177V176H194ZM193 177V178H194ZM209 177V176H208ZM216 177H218V176H216ZM222 177V176H221ZM227 177H228V175H227ZM229 177H231V176H229ZM243 177V176H242ZM262 177V176H261ZM263 177H264V175H263ZM262 177V178H263ZM105 178H107V177H105ZM117 178H119V177H117ZM122 178V177H121ZM131 178V177H130ZM183 178V177H182ZM188 178H190V177H188ZM89 179V178H88ZM100 179V178H99ZM103 179V178H102ZM137 179V178H136ZM141 179V178H140ZM151 179V178H150ZM173 179V178H172ZM215 179V178H214ZM222 179V178H221ZM238 179V178H237ZM241 179V178H240ZM257 179V178H256ZM85 180V179H84ZM110 180V179H109ZM114 180V179H113ZM116 180V179H115ZM138 180V179H137ZM183 180H184V178H183ZM196 180V179H195ZM198 180V182H200L199 180H201V179H197ZM203 180V179H202ZM230 180V179H229ZM250 180V179H249ZM248 180V181H249ZM262 180V179H261ZM90 181H91V179H90ZM94 181V180H93ZM156 181H157V179H156ZM176 181V180H175ZM175 181H173V182H175ZM188 181V180H187ZM193 181V180H192ZM221 181V180H220ZM228 181V180H227ZM238 181V180H237ZM241 181V180H240ZM244 181V180H243ZM243 181H241V182H243ZM260 181V180H259ZM73 182V181H72ZM89 182V181H88ZM99 182V181H98ZM112 182H114V181H112ZM128 182V181H127ZM143 182V181H142ZM172 182V181H171ZM189 182V181H188ZM68 183H69V185H68ZM101 183V182H100ZM104 183V182H103ZM115 183V182H114ZM114 183H113V185H114ZM132 183V182H131ZM136 183V182H135ZM138 183V182H137ZM150 183H151V181H150ZM164 183V182H163ZM167 183V182H166ZM203 183V182H202ZM206 183V182H205ZM222 183V182H221ZM230 183V182H229ZM251 183V182H250ZM88 184V183H87ZM108 184V183H107ZM110 184V183H109ZM134 184V183H133ZM192 184V183H191ZM198 184V183H197ZM254 184V183H253ZM258 184V183H257ZM261 184V183H260ZM263 184V183H262ZM75 185V184H74ZM113 185H111V186H113ZM132 185V184H131ZM138 185H139V183H138ZM168 185V184H167ZM171 185H175V183L174 184H171ZM196 185V184H195ZM195 185L194 186H192V187H195ZM207 185V184H206ZM225 185V184H224ZM69 186V187H68ZM72 186L73 185H71V187L70 188H72ZM95 186V185H94ZM96 186H98V188L100 187L99 186V184L98 185H96ZM101 186H103V185H101ZM127 186H128V184H127ZM135 186V184L133 185V187ZM139 186H141V185H139ZM159 186H160V183H159ZM177 186V185H176ZM246 186V185H245ZM126 187V186H125ZM125 187H124V189H125ZM129 187V186H128ZM128 187H126V188H128ZM136 187V186H135ZM168 187V186H167ZM173 187V186H172ZM171 187V188H172ZM224 187V186H223ZM227 187V186H226ZM250 187V186H249ZM69 188V189H70ZM78 188H79V186H78ZM90 188H91V185H90ZM137 188H138V186H137ZM140 188V187H139ZM166 188V187H165ZM169 188V187H168ZM174 188V187H173ZM180 188V187H179ZM199 188V187H198ZM197 188V189H198ZM240 188H241V186H240ZM252 188V187H251ZM250 188V189H251ZM260 188V187H259ZM73 189V188H72ZM88 189V188H87ZM86 189V190H87ZM93 189V188H92ZM97 189V188H96ZM110 189V188H109ZM130 189V188H129ZM142 189V188H141ZM140 189V190H141ZM150 189V188H149ZM191 189V188H190ZM238 189V188H237ZM243 189V188H242ZM241 189V190H242ZM258 189V188H257ZM83 190H85V189H83ZM85 190V191H86ZM99 189H97V191H98ZM123 190V189H122ZM131 190V189H130ZM176 190V189H175ZM213 191L215 190V189H212ZM223 190V189H222ZM256 190V189H255ZM254 190V191H255ZM88 191V190H87ZM116 191V190H115ZM120 191H121V188H120ZM129 191V190H128ZM127 191V192H128ZM172 191V190H171ZM177 191V190H176ZM187 191V190H186ZM193 191V188H192V190H191V192ZM198 191H200V190H198ZM205 191V190H204ZM216 191V190H215ZM242 191H244V189L242 190ZM247 191V190H246ZM84 192V191H83ZM94 192H95V190H94ZM107 192V191H106ZM124 192V191H123ZM137 192V191H136ZM194 192V191H193ZM219 192H221V191H219ZM235 192V191H234ZM240 192V191H239ZM256 192H257V190H256ZM88 193H90L89 191H88ZM103 193V192H102ZM130 193H131V191H130ZM133 193V192H132ZM143 193V192H142ZM180 193V192H179ZM179 193H177V194H179ZM197 193V192H196ZM211 193H212V191H211ZM218 193V192H217ZM244 193V192H243ZM251 194H252V192H250ZM260 193V192H259ZM261 193H262V191H261ZM120 194V193H119ZM145 194V193H144ZM185 194V193H184ZM183 194V195H184ZM191 194V193H190ZM194 194H195V192H194ZM204 194V193H203ZM214 194V193H213ZM213 194H211V195H213ZM223 194V193H222ZM226 194V193H225ZM233 194V192L230 194V195H232ZM248 194V193H247ZM250 194V195H251ZM93 195V194H92ZM113 195H115V194H113ZM125 195V194H124ZM139 195V194H138ZM146 195V194H145ZM172 195V194H171ZM188 195V194H187ZM216 195H218V194H216ZM215 194H214V196H216ZM221 195V194H220ZM228 195V194H227ZM236 195H237V193H236ZM243 195V194H242ZM241 195V196H242ZM249 195V194H248ZM101 196V195H100ZM116 196V195H115ZM141 195H139L138 196V198L140 197ZM142 196H144V195H142ZM142 196H141V198H142ZM167 196V195H166ZM179 196V195H178ZM197 196V195H196ZM226 196V195H225ZM256 196V195H255ZM257 196H258V194H257ZM112 197V196H111ZM126 197V196H125ZM129 197V196H128ZM128 197H127V199H128ZM175 197V196H174ZM184 197V196H183ZM189 197V196H188ZM192 197V196H191ZM209 197V196H208ZM234 197V196H233ZM250 197V196H249ZM254 197V196H253ZM260 197V196H259ZM87 198H89V197H87ZM94 198H95V196H94ZM119 198V197H118ZM137 198V197H136ZM147 198H149L148 196H147ZM160 198H161V196H160ZM171 198V197H170ZM179 198V197H178ZM195 198V197H194ZM205 198V197H204ZM239 198H242V197H239ZM256 198V197H255ZM90 199V198H89ZM114 198H112V200H113ZM119 199H121V198H119ZM118 199V200H119ZM155 199V198H154ZM163 199H165L164 197H163ZM214 199V198H213ZM217 199V198H216ZM226 199V198H225ZM235 199V198H234ZM87 200V199H86ZM92 200V199H91ZM103 200V199H102ZM105 200V199H104ZM110 200V199H109ZM123 200V199H122ZM133 200H134V198H133ZM136 200V199H135ZM153 200V199H152ZM178 200V199H177ZM187 200V199H186ZM191 200H193V199H191ZM203 200V199H202ZM255 200V199H254ZM93 201H94V199H93ZM96 201V200H95ZM98 201V200H97ZM114 201V200H113ZM112 201V202H113ZM168 201V200H167ZM176 201V200H175ZM233 201V200H232ZM238 201H241V200H238ZM85 202H87V201H85ZM100 202V201H99ZM110 202H111V200H110ZM111 202V203H112ZM139 202V201H138ZM178 202V201H177ZM176 202V203H177ZM223 202V201H222ZM253 202V201H252ZM255 202H256V200H255ZM96 204V202H91V204ZM115 203V202H114ZM118 203H120V201L118 202ZM122 203V202H121ZM131 203V202H130ZM140 203V202H139ZM142 203V202H141ZM151 203V202H150ZM154 203V202H153ZM152 203V205H154ZM175 203V202H174ZM176 203H175V205H176ZM183 203V202H182ZM259 203V202H258ZM65 204V205H64ZM89 204V203H88ZM90 204V205H91ZM92 204V205H93ZM123 204V203H122ZM149 204V203H148ZM181 204V203H180ZM244 204V203H243ZM246 204V203H245ZM90 205H88V206H90ZM97 205V204H96ZM100 205H102V204H100ZM106 205V204H105ZM129 205V204H128ZM202 205V204H201ZM99 206V205H98ZM103 206V205H102ZM110 206H111V204H110ZM116 206V205H115ZM124 206V205H123ZM130 206V205H129ZM186 206V205H185ZM185 206H183V207H185ZM188 206V205H187ZM194 206V205H193ZM218 206V205H217ZM55 207V206H54ZM79 207V206H78ZM91 207V206H90ZM96 207V206H95ZM120 207V206H119ZM148 207V206H147ZM166 207H167V205H166ZM201 207H203V206H201ZM256 207V206H255ZM50 208V207H49ZM69 208V207H68ZM89 208V207H88ZM100 208H101V206H100ZM145 208V207H144ZM162 208V207H161ZM192 208V207H191ZM190 207H189V209H191ZM230 208V207H229ZM228 208V209H229ZM54 209V208H53ZM67 209V208H66ZM119 209V208H118ZM122 209H123V207H122ZM121 209V210H122ZM148 209V208H147ZM154 209V208H153ZM156 209V208H155ZM154 209V210H155ZM194 209V208H193ZM219 209V208H218ZM252 209V208H251ZM77 210V209H76ZM82 210V209H81ZM85 210V209H84ZM101 210H102V208H101ZM120 210V209H119ZM166 210H167V208H166ZM170 210V209H169ZM171 210H173V209H171ZM184 210V209H183ZM195 210V209H194ZM217 210V209H216ZM232 210V209H231ZM252 210H254V209H252ZM43 211V210H42ZM47 211V210H46ZM69 211V210H68ZM118 211V210H117ZM138 211V210H137ZM177 211V210H176ZM255 211V210H254ZM76 212V211H75ZM84 212V211H83ZM114 212V211H113ZM133 212V211H132ZM156 212H157V210H156ZM172 212V211H171ZM40 213V212H39ZM46 213V212H45ZM47 213H49V212H47ZM71 213V212H70ZM82 213V212H81ZM107 213V212H106ZM144 213H145V211H144ZM147 213H149V212H147ZM151 213V212H150ZM174 213H175V211H174ZM192 213V212H191ZM194 213V212H193ZM221 213V212H220ZM225 213V212H224ZM241 213H244L243 212V210H242V212ZM241 213H240V215H241ZM247 213V212H246ZM255 213V212H254ZM72 215H73V213H71ZM80 214V213H79ZM120 214H121V212H120ZM188 214V213H187ZM229 214V213H228ZM48 215V214H47ZM59 215H60V212H59ZM90 215H92V214H90ZM102 215V214H101ZM146 215V214H145ZM172 215V214H171ZM177 215L179 216V213H177ZM185 215V214H184ZM239 215V216H240ZM254 215V214H253ZM50 216V215H49ZM49 216H47V217H49ZM100 216V215H99ZM143 216V215H142ZM157 216V215H156ZM177 216V217H178ZM224 216V215H223ZM54 217V216H53ZM52 217V218H53ZM73 216H71V218H72ZM75 217V216H74ZM74 217H73V219H74ZM104 217V216H103ZM129 217H130V215H129ZM128 217V218H129ZM155 217V216H154ZM159 217H160V214H159ZM187 217V216H186ZM189 217V216H188ZM237 217V216H236ZM255 217V216H254ZM42 218V217H41ZM45 218V217H44ZM52 218H48V219H52ZM80 218V217H79ZM136 218V217H135ZM144 218V217H143ZM55 219V218H54ZM60 219V218H59ZM90 219V218H89ZM154 219V218H153ZM160 219H162V218H160ZM188 219V218H187ZM231 219V218H230ZM229 219V220H230ZM233 219V218H232ZM249 219V218H248ZM78 220V219H77ZM83 220V219H82ZM183 219L181 218V221H182ZM259 220V219H258ZM262 220V219H261ZM88 221H90V220H88ZM87 221V223H90V222H88ZM185 221V220H184ZM245 221V220H244ZM36 222H37V224H36ZM40 222V221H39ZM44 222V221H43ZM104 222V221H103ZM143 222V221H142ZM230 222H233L232 220L230 221ZM236 222V221H235ZM238 222V221H237ZM263 222V221H262ZM40 223H42V222H40ZM46 223H48V222H46ZM51 223V222H50ZM49 223V224H50ZM57 223V222H56ZM82 223V222H81ZM86 223V222H85ZM85 223H82V225L84 224L85 225ZM172 223V222H171ZM180 223V222H179ZM197 223V222H196ZM234 223V222H233ZM232 223V224H233ZM241 223V222H240ZM261 223V222H260ZM43 224V223H42ZM54 224V223H53ZM62 224V223H61ZM72 224V223H71ZM119 224V223H118ZM137 224V223H136ZM181 224V223H180ZM179 224V225H180ZM198 224H199V222H198ZM48 225V224H47ZM55 225V224H54ZM79 225V224H78ZM98 225V224H97ZM141 225V224H140ZM200 225V224H199ZM235 225V224H234ZM237 225V224H236ZM257 225V224H256ZM263 225H264V223H263ZM40 226H42V225H40ZM61 226V225H60ZM64 226V225H63ZM65 226H66V224H65ZM71 226V225H70ZM80 226V225H79ZM78 226V227H79ZM134 226H136L135 224H134ZM141 226H143V225H141ZM165 226V225H164ZM181 226V225H180ZM241 226V225H240ZM254 226V225H253ZM252 226V227H253ZM39 227V226H38ZM37 227V228H38ZM50 225H48L47 226V228L45 229V231H47V232H50ZM68 227H69V225H68ZM82 227V226H81ZM80 227V228H81ZM137 227V226H136ZM195 227H196V225H195ZM263 227V226H262ZM40 228V227H39ZM79 228V229H80ZM133 228H135V227H133ZM145 228V227H144ZM165 228V227H164ZM174 228V227H173ZM176 228V227H175ZM197 228V227H196ZM235 228H236V230H238L237 229V226H235ZM242 228V227H241ZM52 229V228H51ZM62 229H64V228H62ZM62 229H61V231H62ZM78 229V230H79ZM86 229V228H85ZM99 229V228H98ZM97 229V230H98ZM146 229V228H145ZM150 229H152V228H150ZM163 229V228H162ZM191 229H192V227H191ZM197 229H200V228H197ZM247 229H249V228H247ZM58 230V229H57ZM56 230V231H57ZM65 230V229H64ZM95 230H96V228H95ZM129 230V229H128ZM131 230V229H130ZM134 230V229H133ZM143 230V229H142ZM163 230H165V229H163ZM240 230V229H239ZM246 230V229H245ZM38 231V230H37ZM59 231V230H58ZM66 231V230H65ZM64 231V232H65ZM68 231V230H67ZM69 231H71V228H70V230ZM148 230H146V232H147ZM152 231V230H151ZM151 231H148V232H151ZM171 231V230H170ZM43 232H44V230H43ZM53 232H55L54 231V229H53ZM94 232V231H93ZM126 232V231H125ZM131 232V231H130ZM136 232V231H135ZM138 232V231H137ZM139 232H140V230H139ZM161 232V231H160ZM175 232V231H174ZM191 232V231H190ZM247 233H248V231H246ZM36 233V232H35ZM41 233V232H40ZM39 233V234H40ZM51 233V232H50ZM56 233V232H55ZM59 233V232H58ZM61 233V232H60ZM63 233V232H62ZM70 233V232H69ZM132 233V232H131ZM142 233V232H141ZM170 233L171 232H169V235H170ZM180 233V232H179ZM192 233H194V232H192ZM205 233H206V231H205ZM205 233H203V234H205ZM45 234V233H44ZM49 234V233H48ZM57 234V233H56ZM135 234V233H134ZM144 234V233H143ZM151 234V233H150ZM157 234V233H156ZM200 234V233H199ZM212 234V233H211ZM64 236L65 235H67V232H66V234H63ZM138 235V234H137ZM165 235V234H164ZM244 235V234H243ZM39 236V235H38ZM43 236V235H42ZM47 236V235H46ZM52 236V235H51ZM96 236H98V235H96ZM100 236V235H99ZM135 236V235H134ZM139 236V235H138ZM145 236V235H144ZM143 236V238H146V237H144ZM156 236H158V235H156ZM172 236H174V234L172 235ZM191 236V235H190ZM193 236H194V234H193ZM204 236H206V235H204ZM256 236V235H255ZM44 237V236H43ZM53 237H55V236H53ZM76 237V236H75ZM142 237V236H141ZM153 237V236H152ZM163 237V236H162ZM182 237V236H181ZM185 237V236H184ZM197 237V236H196ZM214 237V236H213ZM224 237V236H223ZM260 237V235H259V232H258V238ZM37 238V237H36ZM96 238V237H95ZM135 238H137V237H135ZM155 238V237H154ZM194 238V237H193ZM75 239V238H74ZM98 239V238H97ZM97 239H95V240H97ZM147 239V238H146ZM145 239V240H146ZM158 239V238H157ZM211 239V238H210ZM255 239H257L256 237H255ZM40 240H42V238L40 239ZM51 240V239H50ZM91 240V239H90ZM130 240V239H129ZM128 240V241H129ZM152 240H154V239H152ZM162 240V239H161ZM196 240V239H195ZM221 239H219L218 241H220ZM48 242H49V240H47ZM58 241V240H57ZM85 241V240H84ZM83 241V242H84ZM112 241H113V239H112ZM139 242H140V240H138ZM141 241H142V238H141ZM149 241V240H148ZM148 241H145V242H148ZM155 241V240H154ZM160 241V240H159ZM164 241V240H163ZM189 241V240H188ZM191 241V240H190ZM208 241V240H207ZM116 242V241H115ZM136 242V241H135ZM158 242V241H157ZM200 242H201V240H200ZM221 242V241H220ZM42 243V242H41ZM40 243V245H42ZM64 243H66V242H64ZM88 243V242H87ZM114 243V242H113ZM120 243V242H119ZM119 243H117V244H119ZM129 243V242H128ZM143 243V242H142ZM149 243H150V241H149ZM148 243V244H149ZM152 243V242H151ZM166 243V242H165ZM188 243V242H187ZM186 243V244H187ZM213 243H216V242H213ZM218 243V242H217ZM54 244V243H53ZM84 244V243H83ZM115 244V243H114ZM113 244V245H114ZM136 244V243H135ZM134 244V245H135ZM191 244H192V242H191ZM206 244V243H205ZM212 244V243H211ZM88 245V244H87ZM129 245V244H128ZM145 245V244H144ZM147 245V244H146ZM151 245V244H150ZM158 245V244H157ZM161 245V244H160ZM162 245H165V244H162ZM194 245V244H193ZM192 245V246H193ZM204 245V244H203ZM213 245V244H212ZM44 246V245H43ZM84 246V245H83ZM92 246H93V244H92ZM97 246V245H96ZM153 246V245H152ZM152 246H150V247H152ZM172 246V245H171ZM184 246V245H183ZM188 246V245H187ZM207 246V245H206ZM221 246V245H220ZM19 247V248H20ZM88 247V246H87ZM102 247V246H101ZM138 248H141L140 247V245L139 246H137ZM149 247V246H148ZM202 247V246H201ZM223 247V246H222ZM18 248V247H17ZM57 248H59V247H57ZM60 248H62V247H60ZM77 248H79L80 249V247H77ZM114 248V247H113ZM144 248V247H143ZM146 248V247H145ZM160 248V247H159ZM171 248V247H170ZM186 248V247H185ZM197 248V247H196ZM224 248V247H223ZM81 249H82V247H81ZM102 249V248H101ZM117 249H119L118 248V246H117ZM147 249V248H146ZM165 249H167L166 248V245H165ZM191 250L193 249V248H190ZM189 249V250H190ZM215 249V248H214ZM219 249H221V248H219ZM14 250H17V249H14ZM13 250V251H14ZM56 250H58L59 251V249H56ZM138 251H139V249H137ZM143 250V249H142ZM172 250V249H171ZM174 250V249H173ZM191 250H190V252H191ZM196 250V249H195ZM202 250V249H201ZM200 250V251H201ZM217 250V249H216ZM224 250V249H223ZM223 250H221V251H223ZM52 251V250H51ZM62 251V250H61ZM94 251V250H93ZM100 251V250H99ZM112 251V250H111ZM113 251H115V250H113ZM206 251V250H205ZM6 252V251H5ZM17 252V251H16ZM15 252V253H16ZM40 252V253H39ZM56 252V251H55ZM78 252H80V253H82L81 252V250L80 251H78ZM86 252H87V250H86ZM147 252H151L150 250H148ZM152 252H153V250H152ZM170 252V251H169ZM189 252V251H188ZM203 252V251H202ZM21 253H23V251L21 252ZM50 253V252H49ZM52 253V252H51ZM59 253V252H58ZM85 253V252H84ZM99 253V252H98ZM114 253V252H113ZM139 253V252H138ZM142 253V252H141ZM162 253V252H161ZM175 253V252H174ZM180 253H182V251H180ZM192 253V252H191ZM190 253V254H191ZM194 253V252H193ZM207 253V252H206ZM12 254V253H11ZM24 254V253H23ZM23 254H21V255H23ZM62 254V253H61ZM97 254V253H96ZM177 254H179V253H177ZM183 254V253H182ZM185 254V253H184ZM190 254H188V255H190ZM222 254V253H221ZM26 255H24V256H26ZM49 255V254H48ZM56 255V254H55ZM58 255V254H57ZM59 255H60V253H59ZM68 254H66V256H67ZM83 255V254H82ZM132 255V254H131ZM139 255V254H138ZM172 255V254H171ZM180 255V254H179ZM192 255V254H191ZM212 255H214V254H212ZM211 255V256H212ZM217 255V254H216ZM223 255V254H222ZM18 256H20V255H18ZM42 256V257H43ZM54 256V255H53ZM61 256V255H60ZM62 256H65V255H63L62 254ZM61 256V257H62ZM77 256H79V254L77 255ZM93 256V255H92ZM110 256V255H109ZM173 256V255H172ZM185 256H186V254H185ZM197 256V255H196ZM220 256V255H219ZM26 257V258H27ZM41 257V256H40ZM61 257H59L58 256V258H61ZM68 257V256H67ZM66 257V258H67ZM72 257V256H71ZM90 257V256H89ZM106 256L104 255V258H105ZM112 257V256H111ZM138 257V256H137ZM141 257V256H140ZM162 257V256H161ZM217 257V256H216ZM221 257V256H220ZM223 257H225V256H223ZM46 258V257H45ZM57 258V257H56ZM56 258H53V259H56ZM68 258H70V257H68ZM83 258V257H82ZM94 258V257H93ZM97 258V257H96ZM100 258V257H99ZM113 258V257H112ZM165 258V257H164ZM168 258V257H167ZM215 258V257H214ZM2 259V258H1ZM42 259V258H41ZM73 259H74V257H73ZM108 259V258H107ZM130 259V258H129ZM146 259V258H145ZM150 259V258H149ZM209 259V258H208ZM47 260V259H46ZM62 260V259H61ZM64 260V259H63ZM62 260V261H63ZM72 260V259H71ZM75 260V259H74ZM77 260V259H76ZM91 260V259H90ZM94 260V259H93ZM100 260H101V258H100ZM109 260V259H108ZM108 260H106V262H108ZM142 260V259H141ZM140 260V261H141ZM179 260V259H178ZM181 260V259H180ZM186 260V259H185ZM210 260H211V258H210ZM225 260V259H224ZM49 261H51V259L49 258ZM60 261V260H59ZM62 261H60V262H62ZM70 261V260H69ZM103 261V260H102ZM105 261V260H104ZM130 261H131V259H130ZM157 261V260H156ZM160 261V260H159ZM163 261H164V259H163ZM209 261V260H208ZM222 261V260H221ZM240 261V260H239ZM4 263H5V260L3 261ZM7 262V263H8ZM12 262V261H11ZM36 262H38V261H36ZM47 262H48V260H47ZM52 262V261H51ZM64 262V261H63ZM72 262V261H71ZM88 262H90V261H88ZM94 263H95V261H93ZM92 262V263H93ZM147 262V261H146ZM161 262V261H160ZM175 262V261H174ZM211 262V261H210ZM238 262V261H237ZM249 262V261H248ZM2 263V262H1ZM0 263V264H1ZM14 263V262H13ZM16 263V262H15ZM14 263V264H15ZM54 263H55V261H54ZM56 263H58L57 261H56ZM55 263V264H56ZM80 263V262H79ZM85 263H87V262H85ZM127 263H129V261L127 262ZM127 263H125V264H127ZM177 263V262H176ZM175 263V264H176ZM179 263V262H178ZM182 263H186V262H182ZM239 263V262H238ZM246 263V262H245ZM250 263H253V262H250ZM249 263V264H250ZM6 264V263H5ZM20 264V263H19ZM24 264V263H23ZM45 264V263H44ZM48 264H49V262H48ZM59 264V263H58ZM75 264V263H74ZM81 264V263H80ZM82 264H84L83 262H82ZM88 264V263H87ZM97 264V263H96ZM139 264H142L141 262L139 263ZM145 264V263H144ZM154 264H155V262H154ZM161 264V263H160ZM174 264V263H173ZM180 264V263H179ZM200 264V263H199Z\"/></svg>", "mask_w": 264, "mask_h": 264}]
</instances>
